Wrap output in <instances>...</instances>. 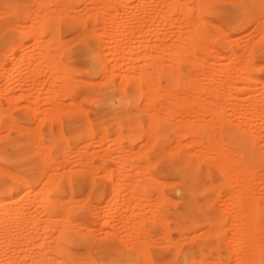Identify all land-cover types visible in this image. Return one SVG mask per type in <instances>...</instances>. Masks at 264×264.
Segmentation results:
<instances>
[{"label":"rangeland","instance_id":"obj_1","mask_svg":"<svg viewBox=\"0 0 264 264\" xmlns=\"http://www.w3.org/2000/svg\"><path fill=\"white\" fill-rule=\"evenodd\" d=\"M44 1H46V0H44ZM60 1H64V0H60ZM60 1L47 0L45 2L46 3L45 4V3H42L41 0H35V1L34 0H17L16 3L12 6L0 5V11H1V9L4 10V8H5V13H4V11H2L3 13L0 12V24L5 26V32L4 33H6V37L8 38V41H9L8 44L0 47V89H1L0 90L1 91L0 92V104H1L0 105V126H1V129H0V133H1L0 134V157H1L2 152L5 149H9L14 143L19 141V142H22L25 145V147L28 148V152L30 153V159L34 163V166L38 169L36 178H33V179L31 178L30 181L28 180L29 185L26 187V186H23L22 183L18 182L17 178H16L17 175H20L22 173H20V171L17 168H15L14 165L9 164L2 157L0 158V171H1L0 172V179L2 180L1 182H3L2 184L4 186H6V188H8L7 193L5 192L7 190H4L3 192L0 193V195L6 197L8 200L10 199V197H12L14 201L16 200L19 202L22 195L27 191V190L25 191L24 189H28V188L32 189L31 193L34 195V197H33V195H32L33 199L30 198V196L27 197V198H29L28 199L29 201L27 203H28V206L31 205L29 207V209H31L30 211H33L34 214H36V216H37L36 220L38 221V222L35 221V223H38L37 225H35V223H33L31 226L28 227V229H30L31 231L30 230L27 231L28 230V229H26L27 226L25 225L26 228H24L25 226H22V225H24L22 223L19 224V225L22 224L21 226H19V225L17 226V224H15L16 227H19L20 229L21 228L25 229L24 231H25V233L28 232L29 233V234L27 233L28 235H30V232H32L31 235L33 237H30L26 234L27 238H25V239L28 240V237L30 238L29 242H30L31 246H30V248L28 246L27 250H30V251L32 250L31 252L33 254H31L32 255L31 256L30 255L31 252L27 251L29 255L26 258H24L23 255H22L23 257L17 255L18 257L16 259L12 260V257H11L12 254L11 253L13 251L11 249L15 248L16 243L11 242L12 243V245H11L9 243V240L5 239V238H7L6 236L9 235L8 233H10L14 227H12V225H10L12 227V229H11V227L9 226V228L11 229L10 231H9V229L8 230L6 229L7 231L1 229L2 232L0 231V236L2 234H4V235L6 234V236L3 235V240L5 239L12 247L10 248L9 247L10 245L8 243H7V245H9V246L5 245L6 244V243H4L5 240L0 241L1 243L2 242L4 243V245H3V243H2V245L0 243V245L2 246V253H0V257H1L0 262H2V263H0V264H4V263L11 264V263H7L5 261L7 259H8L7 261L10 260L9 256L11 257L12 262H15V260L17 261V259L19 257L23 258V260L25 259V261L27 259H30L31 257L34 258V256L39 253L37 251H40V249H41V248L39 249L37 247V244H39L43 240V239L41 240V237L46 238V236L49 235V234H47V232H51V233L53 232L52 234L50 233L49 236L53 235L50 238H52V237L57 238L56 242H55V239H53V238H52L53 240L50 239V241H51L50 244L48 241L49 245L55 244L56 247L59 245H60V247H61V245L62 246L65 245L62 248L63 249L62 251H58V253L56 251V253H55L56 255L54 254L55 250H54L53 254H52V252H50L51 254L50 253H48V254L51 257L57 258L56 260H58V261H60V259L62 258L61 260H65L64 262H66V264H73L72 260L74 258L73 257L74 250H75V254H76V252L80 253L81 251L85 252L87 250L86 255L85 254L84 255L85 256L89 255V256L85 257V256L80 255V254L77 255V257H84L83 261H81L82 259L79 260V261L84 262V263H86L85 261H88L86 258L89 259L92 256V259H94L96 261V263L94 260H92L93 262H90V259H89V262L91 264L92 263L93 264L94 263L95 264H118V262H117L118 259L116 258V255L117 254L123 255L125 253L124 256L132 258V260L134 261V264L137 261L138 262L136 264H141L142 263L141 259H143V258L139 257L140 255L137 254V252H139L137 249H141V248H143V246H145L144 248L147 249L148 252L150 253L151 256H149V255H147V256L151 257V262L153 264H163L162 258H164L165 256H168L174 252L179 253V252L184 251L185 249H187L190 246L194 247V246H198V245H200V246L206 245V246H208V248H213V250H210L208 253H206L204 255V257L206 256L205 258H207V259L203 258V260H204L203 264H244V262L242 263V261L247 257V254L245 252V246H244L245 242H243V241H245V240H243L245 238L241 237V235L239 234L240 231L238 232V230L241 229L240 227L242 226V224L244 222V218H246V217H244L243 214H244V211H246L244 209L247 208L246 207L247 205L244 206V203L242 201L243 199L241 198V196L237 197V194H240L238 191H240L241 188H242V190H244V188H246V187L248 188V187H250L249 185H251V187L247 190L248 191L247 198L249 196L250 197L254 196L257 198L256 202L258 203L257 204L258 206L257 205L256 206H257L258 210L255 211V213H254L255 209L252 211H253V214H256V212H257V214H256L257 217L256 216L254 217L255 221L257 222V220H258V223L259 222L262 223V224L259 223V224H261L260 226L257 223V229L264 228V217H263L264 216V150H263L264 149V100H263L264 99V91H263L264 90L263 89L264 88L263 87V85H264L263 84V80H264V65H263V63H264V3H262V2H264V0H218V1L217 0H194V1L193 0H177L181 3L180 4L178 2L181 6H179L178 3H177V5L179 7H177L176 4H175V6H172L170 4L172 6L170 9H168V7H170L169 4H166V3L167 2L172 3L173 2L172 0H168V1L162 0V1H164V3L162 2L163 4L162 3L157 4L158 1H159V3L161 2L160 0H158V1H156V0H142V1L141 0H133L136 4L131 0H68V3H70V4H68V3L67 4L71 5L68 7L75 8V10H77L81 7V9L77 10V11H79V13H77V11L72 10L73 12H75L74 15L77 16L76 19L77 18H79V19L76 20L73 17L75 19V21H73L74 19H72V16L69 17L68 13L66 15V13L64 11H63L64 13H62V10H61V14H64V15H61L62 18L59 16L58 19L60 22L57 21V19H55L56 18L55 17L54 19L57 22L52 23L51 22L52 19H50L51 20L50 21L51 24H50L48 21L49 20L48 16H50L49 15L50 13L47 14V12H49L50 10H54V9H50V8L51 7L54 8V6L56 7V4ZM126 1H130V2L126 3ZM174 1L176 2V0H174ZM39 2L41 4H45V5L39 6L37 4ZM66 2H67V0H66ZM187 3L189 5H187L185 7L182 6V4L186 5ZM140 4L142 6H139ZM261 4H262V6H261ZM58 5H60V4H58ZM61 5L64 6V4H61ZM161 5L163 6V8ZM21 6H24V7H21ZM85 7L89 10H87ZM138 7L141 9H139ZM164 7H167V8H164ZM20 8L22 9V11L20 10ZM65 8H66V6H65ZM155 8H158V9H155ZM45 9L47 11H45ZM55 9H57V8H55ZM182 9H183V12L185 14H182V12H181ZM26 10H27V12H26ZM159 10L160 11L162 10V12H160ZM163 10L164 11L168 10L167 12H168V15H170V17L167 15V12L165 13V12H163ZM179 10H180V12H179ZM241 10H242V13H241ZM43 11H45V12H43ZM69 11L72 12L71 10H69ZM28 12L29 13L31 12V13L29 14ZM36 12L38 13V16L40 15L39 18L37 16ZM50 12H52V11H50ZM70 12H69V15H70ZM44 13L47 14V15H45L46 17L43 16ZM151 13H152V15H151ZM154 13H155V15H154ZM158 13H159V15H158ZM79 14H81V17H79L80 16ZM156 14H157V16H156ZM244 14H246V16H244ZM153 15L156 17H154ZM160 16H162V18ZM85 17H87V18H85ZM158 17L161 18L163 21L161 19H159ZM40 18H42V20H41V22H38V19L40 20ZM44 18H45V20H43ZM80 18H82V20L83 19L84 20L82 21V20H80ZM108 18L110 20H108ZM187 18L192 20V21H189V23H191L190 25L188 23ZM186 19H187V21H186ZM199 19H201V20H199ZM11 20H12V22H14L13 25H17V26H14V27H12V25L8 26L7 23L8 24L11 23ZM113 20H114V22H113ZM156 20L159 21V23ZM164 20H165V22H164ZM193 20H194L195 25L193 24V26H192ZM234 21H235V23H234ZM37 22L40 24H38ZM108 22L111 23L112 25L110 24L111 25L110 26ZM236 22H237V24H236ZM36 23H37V25H36ZM155 23H157V25ZM32 24H33V26H32ZM54 24H56V26ZM34 25H35V27L36 26L37 27L35 28ZM106 25H108V26H106ZM6 26H7V28H6ZM22 26H23V28L21 29ZM50 26H52V28L54 30H55V28H56V30L58 29L57 34H55L56 30L54 31L55 32V33H53V35L55 34L54 36H56V35L59 36L58 39H60V37L62 39L66 38L67 42L70 40L71 36L74 39V37H73L74 33H78L77 31H80V32L83 31L84 32V31H86L84 29H86L87 27H88L87 29H89V32H91V30L94 31L95 29H97V33L96 34L93 33L94 35H91L92 33L90 35H85L87 33L89 34V32H87L88 31L87 30L86 33L84 34L85 36L83 35V32L81 33L83 35V37H81V35H79L78 38H81L79 40L76 37L77 34H75L74 36L76 37V39L70 40L72 42H70V43L68 42L69 45L64 44V45H66V46H64L65 49L62 48V46H61L62 49L59 48V50H60V55H59V53H58L59 51L56 48H58L61 44L65 43L66 41L64 39H63V41L60 39L59 40L60 42L58 45V44H55V42L58 41L56 39L57 37L55 38L57 41L56 40H55V42L53 41L54 43L51 40H49V38H47V37H50L48 34L50 32V35H51L52 34L51 30H53V29H50L51 28ZM93 26L96 27L94 30H93V28H94ZM105 26H106V28H105ZM90 27H91V29H90ZM81 28H84V29L81 30ZM231 28H232V30H231ZM38 29H40L41 35H39L38 32H40V31ZM193 29H194V31H193ZM106 30L109 33L105 34L107 32ZM29 31H31V32L32 31H38V32H36V33H38V35L37 36L33 35L35 32L31 33ZM94 32H96V31H94ZM223 33L226 36L229 35L228 36L229 39L228 38L224 39L223 37H225V35ZM187 34H189V35H187ZM53 35H52V38L51 37L50 38L54 40ZM181 35L184 36V38ZM111 36H112V39H111ZM178 36H181L182 38L179 37V40H177L176 38H178ZM190 36H191V38H190ZM37 37L38 38L40 37V38L38 39ZM231 37L236 39V41ZM86 39L87 40H90V39L96 40V41H99L100 43H102V42L104 43V40H105L104 44H106V48H105V45L103 43L100 45L102 47L101 48L102 50L105 49L104 50L105 52H107V51L110 52V53L107 52L108 54L107 53L105 54V52L103 53L104 56L106 55L105 56L106 58L103 56L104 68L106 70L105 69H104V71L101 70L97 74H93V73L89 74L90 71H89V66H87L88 64L82 62L81 59L79 58V54L77 53V50L80 47V44ZM231 39H232V41H231ZM107 40L110 41V43ZM112 40L113 41L115 40L116 42L115 41L113 42ZM16 41H18V42L16 43ZM48 41L52 42L54 44V46H52L53 45L52 44L51 47L44 46V48L48 47V48H46L47 51H49L48 54H47L46 49L43 48V50H42L41 49L42 47L40 49L35 47L38 45V44L37 45L35 44L37 42L40 43L39 46L40 45L41 46L46 45L47 43L50 46V43ZM61 41H62V43H61ZM178 41H180L181 43ZM43 42L46 44H43ZM189 42H190V45H189ZM22 43L24 44V46ZM71 43H72V45H71ZM152 43H155L153 45L154 47L148 46V45H151ZM156 43H158V44H156ZM186 43L189 45L190 50L188 49V45ZM247 43H248V45H247ZM160 44L166 45V46H163L161 48ZM175 44H177V46ZM249 44H250V47H249ZM252 45H254V46H252ZM182 46L183 47L185 46L184 49H182L183 48ZM204 46H207L206 48L210 49L209 53H207L208 49L204 48ZM227 46L231 47L232 51L236 52V53L234 55L231 54L233 52L229 51L231 48L228 50ZM156 47H160V48L158 49ZM177 47H180V48H177ZM242 47H246L248 49H251L252 51L250 50L251 51L250 54L252 53V55H250V54L248 55L249 50H247L246 48L242 49ZM253 47H255V48L253 49ZM55 49H56V51H58V52H56L58 54V56H57L58 58L55 57L56 56L55 52H54L55 54H52V55L50 54V52L52 50L55 51ZM154 49L156 51H154ZM203 49H205V50H203ZM44 50L46 51V54H45ZM181 50H182V52L184 50H187L186 52H183V54H185L184 57L182 55ZM191 50H193V51H191ZM239 50H243L244 52H242V51L241 52L243 54L244 53H246V54L243 55L240 52V56H239V54H237ZM3 51L5 54L4 53L2 54ZM212 51H213V53H212ZM171 52H173V55H171L172 54ZM191 52L196 53V55L192 54ZM155 53H156V55H159V56L161 55L160 56L161 58L160 57L155 58V56L153 57L152 55H154ZM187 53L189 56H187ZM49 54H50V56H48L49 60H50V58L52 60V57L53 58L55 57L54 59H56L54 62L51 61L50 64L48 63L49 60L47 62L44 61V60H46L44 57L47 58V55H49ZM220 54H221V56H220ZM109 55L112 57L109 58L108 57ZM170 55L172 57H170ZM218 55L220 57H218ZM232 55L234 56V58ZM235 55L237 58L235 57ZM132 56H135V58ZM136 56H138V57H136ZM185 56H187V57H185ZM228 56H230V58ZM246 56H249V59L251 58V56H252V58L248 61V57H246ZM38 57H39V60H38ZM107 58L109 61H107ZM174 58H175V60H174ZM198 58H200L201 60H199ZM218 58H220V59H218ZM235 58L237 59L236 61H235ZM70 59L72 62L70 61ZM161 59L163 60V62ZM204 59H206L207 61ZM115 60L118 62L116 63ZM152 60H153V62H152ZM159 60L161 62H158ZM187 60H189V65H188ZM216 60H219L218 61L219 64ZM228 60H229V62H228ZM231 60L236 62V64H240V67L238 68L239 65H237V66L235 64L232 65L233 61L231 63ZM238 60L243 65L240 62H238ZM122 61L123 62L125 61V62L123 63ZM132 61H133V63H132ZM111 62L114 64L116 63L117 65L116 64L113 65ZM151 62L154 64H152ZM214 62H216L217 64ZM52 63H54V66L58 67L59 72H52L53 69L55 68L54 66H52ZM118 63H120L121 65L120 64L118 65ZM244 64H246L247 67L244 66ZM254 64L255 65L261 64L263 66L260 65V67H259V66H255ZM50 65L54 68L51 69L52 67H50ZM109 66H110V68H109ZM113 66L114 67L117 66V67L113 68ZM243 66L246 67V69H248V72L250 73V75L253 76V78L256 77L255 80L252 77H250V80L253 79L254 81H256V82H254L252 80L253 82L252 81L250 82L251 88L249 86H247L250 84V83H248L249 78L246 77V78H248V80L246 78L242 79L243 73H241V70H243L242 69ZM85 67H86V69H85ZM107 67H108V69H107ZM137 67H138V69H137ZM153 67L156 68L155 71H157L158 74L157 73L153 74V70H154ZM207 67L211 70H209ZM221 67L222 68L224 67V68L222 69ZM127 68H128V70H127ZM196 68L200 69V70H196ZM217 68H219L220 70H223V72L225 70L226 74L223 73L222 71H220L219 69H218L219 72L217 73V71H218ZM234 68L235 69L238 68V69L235 70ZM240 68H241V70H240ZM179 69H180V71L182 70L181 72H184L185 75H183V73H180L178 71ZM215 69L217 71H214ZM85 70H87V71H85ZM113 70H114V73H113ZM105 71H107V75H106ZM126 71H127V73H126ZM145 71H147V72H145ZM148 71H150L149 73H151V71H152L153 75L150 74L151 77L146 76L148 74ZM195 71H197V74H195ZM201 71L203 73L204 72L209 73V74L206 73L209 79L206 78L207 77L206 74H204L206 77L204 75H202L203 73ZM227 71H229V73ZM244 71H246V72H244ZM244 71L243 72L247 74V70H244ZM102 72L105 73V77L101 76L103 74ZM176 72H178V73L176 74ZM185 72L188 73L189 75H187ZM213 72H214V74H213ZM215 72L217 73L216 74L217 76H215ZM221 72H222V74H221ZM54 73H56V74H54ZM119 73H121V74L124 73L125 75L123 74L121 76V74L119 75ZM136 73H137V75H136ZM143 73H144V75H143ZM191 73H192V75H191ZM249 73H248V76H249ZM108 74H110L109 75L110 78L107 77ZM198 74H199V76H198ZM218 74L220 76H218ZM227 74H230V75H227ZM240 74H241V76H240ZM132 75L134 76V78L131 77ZM200 75L202 76V78L204 77L205 79L204 78L202 79ZM209 75L211 77L213 75L214 77L210 78ZM123 76L125 78H123ZM127 76H128V80H127ZM157 76H158V78H157ZM181 76H182V79L180 78ZM188 76L189 77L191 76L190 78H192V79L195 78L197 80L199 78H201L202 80L199 79L197 81L199 85H200V83H199L200 80L207 87H209V86L213 87V85H214V87L212 89L209 88V90L207 92V95L209 93V95H211V96H209L208 98L204 97V98H206V99H204L203 96H201L202 95V93H201V94H199L200 97L199 96L197 97L196 96L197 94H195V93L199 92L198 87H197L198 92L197 91H191L190 92V88H191V90L195 89L193 87L196 85V83L194 82L195 84L193 86L191 83V82H193V80L188 79ZM197 76L199 78H197ZM227 76H228V78H227ZM232 76L234 77V81L236 80V82L239 81V83H241L240 84L241 86L238 85L239 83H236L231 79ZM236 76L239 80L237 78H235ZM244 76H246V75H243V77ZM83 77H84V80H83L84 83L81 82ZM176 77H177V79H176ZM85 78H87L86 80L94 79V82L93 81L91 82V80L90 81L88 80L89 83L86 85L87 81H85ZM213 78H215V81H211ZM108 79H109V81H108ZM122 79L125 81L127 80L126 83L123 81L125 84H123ZM229 79H231V80H229ZM244 79H246V81L243 82ZM190 80H191V82H190ZM260 80H262V81H260ZM79 81H80V83H79ZM99 81L100 82L102 81V83H100ZM187 81H189V82L186 86L185 83ZM229 81H233V83H235L234 87L239 86L238 90L236 88L235 89L233 88V90H231L232 94L230 91H228L230 86L229 87L226 86L228 88H226L225 90H227V93L229 92L231 95L235 94L234 92L237 90L238 93L236 92L237 95L235 94V96H236V98L239 96L238 100L241 99V101H238L237 99H234L235 102H233V100L229 101L230 95L227 96L226 91H224V89H223V88H225L224 86L226 84L227 85L229 84L233 87L234 84L232 82H229ZM17 82H19V83H17ZM53 82H55V83H53ZM120 82H122L121 85H120ZM213 82H215V84ZM226 82H228V83H226ZM246 82L248 83L247 85H246ZM261 82H262V85H260ZM189 83L193 87H189ZM221 83H222V86H221ZM11 84L13 87L11 86ZM109 85H111L112 87L115 88L116 92L119 94L118 96L124 95V97H130L131 95L134 94L133 100L136 103V114H137L136 118L133 119V118H129V117H122V116L115 115V114L103 115L100 113L99 108H98L99 107L98 102H99V99L101 98V94H102L103 90ZM119 85H120V87H119ZM242 85H243V88H242ZM163 86H164V89L162 88ZM166 86H167L168 91H169V89L172 90L170 93H173V92L175 94L177 93L178 96H179L180 90L182 88L181 93H183V90H184L185 94L189 92L192 95V96L189 95V97H191L190 98L191 100H189L188 98L186 99L187 101L184 100V98H185V97L183 98L184 94L183 95L181 94L182 95V97H181L182 100H180L181 103H179L180 102L179 99L177 100L178 102H176V100H174L175 101L174 102L173 101V99L175 98L174 95H173V98H171L169 96L170 94L165 92ZM169 86H170V88H169ZM200 86H201V88H203V90L200 89V91L203 92V94H204L205 90L208 88L205 87L206 89L204 90V87H203L204 85H200ZM215 86H216V89L220 92V94L217 90H215ZM244 86L249 87L248 91L251 89V92H253V94H254L255 90H256V92H255L256 94L258 93L257 91H259V90L263 91L262 95L259 94V96H257L259 98H261V97L262 98L259 100L257 99L258 103L255 101L257 103L255 106H258L259 108L256 109V107L253 106L255 108V110H257V111L253 110L256 114L253 113V111H252V108H253L252 105L255 104L254 100H256V99L253 100L254 104L252 103V101L247 99V96H249V94L247 93L248 91H246V89H244L247 87H244ZM254 86H256V87H254ZM232 87H231V89H232ZM240 87H241L243 93L241 92ZM218 88L220 90L223 89V94H225V95L222 96L221 95L222 92ZM137 89H139V90H137ZM177 89L178 90L180 89V90L178 91ZM210 89L212 90V92L214 91V94H212ZM2 90L3 91L5 90V91L3 92ZM71 90L74 92L72 93ZM90 90H92V91L90 92ZM239 90H240V92H239ZM252 90H254V91H252ZM262 91H261V93H262ZM128 92L130 95L127 94ZM217 92H218V94H217ZM259 93H260V91H259ZM84 94H89V97H90V95H92V96L97 95V96H94V97L91 96L92 98L90 97V99H89L87 97L88 95L86 96ZM246 94H248V95H246ZM250 94H252V93H250ZM11 95H13V96H11ZM207 95H205V96H207ZM213 95L216 97V101L215 100L212 101L213 98L215 99V97ZM219 95H221V97H219ZM244 95H246V99L248 100V101L244 100L246 102H244L242 100ZM194 96H196V98ZM212 96H213V98H212ZM224 96H226V97L222 98ZM233 96H230V98ZM167 97H169V98H167ZM201 97L203 98L202 101L208 99V101L205 102V105H206L205 107L200 105L202 103L201 99H200ZM210 97L212 98V100ZM217 100L218 101L220 100L221 102L218 103ZM236 100H237L238 106H237V104H235L234 105L236 107V109H235L233 105L231 106V104L236 103ZM12 101H13V103H12ZM163 101L164 102L166 101V103H164ZM188 101L190 103L192 101L193 104L192 103L190 104ZM249 101L252 103V105L251 104L246 105V103L247 102L249 103ZM161 102H163L164 104ZM182 102H184V103H182ZM187 102L189 103L188 107H189V105H191L190 106L191 108L189 107V109H190L189 114H187L188 108L186 109L184 107V104H187ZM196 102L199 103V107H198V104ZM208 102H209V107L211 105V108H212V106L215 104L213 106L215 110H217V109L220 110V108L221 109L224 108L220 111V112H222L223 110L225 111V108H226L227 114H228V112H229V114L230 113H232V114L231 115H229V114L225 115V117L227 119L223 118L222 122L220 124H218L215 122V121H217V120H215V118H216L215 115H217V114H214V116H212V114L215 113V112H212V114H211L212 117L209 116L210 119H213V123H212V121L208 118V114H206L207 110L205 109V108L208 109ZM211 102H212V104H211ZM228 102L229 103L233 102V103L228 105ZM226 103H227V105H226ZM222 104H224V105H222ZM240 104H241V106H240ZM259 104L260 105L263 104L262 105L263 107L262 106L260 107ZM167 105H168V107H167ZM169 105H171V106H169ZM1 106L2 107L4 106V109H5V107L7 108V109H5L6 113H4L5 110ZM194 106L196 107V109H197V107L201 108L200 111L202 114L206 110L204 112L205 115L203 114L205 117H203V115L200 114V112H198V109L196 110L194 108ZM247 106L251 107V108L249 107V112L247 110ZM53 107H55V109ZM170 107H171V110L168 109L170 111L169 112L166 109L170 108ZM240 107H241V109H240ZM47 108L49 110L51 108H53L55 111L53 109H51L52 111L46 112V114H49L50 116L46 115L45 110L47 111L48 110ZM184 108L187 111H185ZM202 108L205 110L202 111L203 110ZM8 109L11 111H8ZM159 109L161 112L159 111ZM163 109H165V110H163ZM209 109L207 112L210 115L211 112L209 111ZM259 109H261V110H259ZM181 110H183V111H181ZM192 110H194V111L192 112ZM211 110H213V108ZM237 110L240 112H243V113L240 114V113H238ZM243 110H247L248 113H246V111H243ZM172 111H174V112H172ZM260 111H263V113ZM53 112H55V113H53ZM183 112H184V114H183ZM163 113H165V114H163ZM173 113H174V115H173ZM191 113H192V115H191ZM8 114H9V116H8ZM52 114H54V115H52ZM218 114H220V113H218ZM224 114H222L223 117H224ZM243 114H244V118H243ZM251 114L254 115L252 119H251V117H252ZM171 115H172V117H171ZM234 115L236 118L234 117ZM238 115H239V119H238ZM44 116H46V118ZM48 116L51 118H49ZM156 116H158V117H156ZM180 116H182V117H180ZM190 116H192V117H190ZM248 116H250V117H248ZM256 116H257V118H256ZM8 117H9V119H7ZM148 117H150L151 119ZM155 117L157 120H155ZM184 117H186V118H184ZM213 117H215V118H213ZM170 118L172 120H169ZM201 118H202V120H205V121L200 120ZM228 118H229V121H228ZM189 119H190V121H189ZM5 120L6 121L7 120L12 121V122H10L11 125L7 124ZM48 120H50V122ZM187 120L189 121V124H188ZM230 120H231V122H230ZM151 121L156 122V124L153 122L154 125H156L155 126L156 129L153 128L154 130L159 131L158 133H160V130H162V133L159 135V137H158V133L156 136V139L158 137V139L160 138L162 141L160 139L159 140L155 139V140L151 141V138L153 139V137H150L151 135L149 136L150 138L147 137V135H149L150 132L145 131L144 129H147L149 124H151V125H149V127L150 126L153 127L152 123L148 124V122H151ZM175 121H177V124H173V123H176ZM223 121L224 122L226 121V122L224 123ZM249 121H253V122H249ZM84 122H86V123H84ZM171 122H173V123H171ZM180 122H182V123L180 124ZM192 122H194V123H192ZM206 122L208 124L212 123L216 127H214L213 125H212L213 126L212 127V126H210L211 125L210 124L209 125L210 129H209ZM246 122H248V123H246ZM254 122H256V123H254ZM12 123H13V125H12ZM183 123L185 124V126L183 125ZM199 123L206 124L205 127H204V125H201V126L203 128H207V129L201 128V126L198 125ZM222 123H224L225 125L227 124L226 127H228V129H232L236 132H239L245 138L249 139L252 142V144L254 145V148L259 153L261 160L251 161L250 158L247 159V154H244L243 151H242L243 153H240L241 152L240 148L234 144L232 145V142H230L228 139H226L227 137L225 138V136L222 135V134H225V131H226L225 130L226 127H224V124L222 125ZM249 123H251V124L248 125ZM253 123L255 124L254 126H257V127L254 128V126L252 125ZM17 124L18 125L21 124L20 125L21 128L22 127H24V128L21 129L20 126L17 127ZM193 124L195 125V127L194 126L192 127ZM237 124H239L240 126L242 125V127H239V125L237 126ZM2 125H5V126H2ZM188 125L191 127L189 129V132H191L190 131L191 129L193 130L192 132H194V130H195V133L191 132L192 135L188 132L189 136L185 135L187 133V131H186V133H184V132H182L183 130L180 131L178 129V128L184 129V127L189 128ZM251 125L254 128V130H253L254 132H252L253 135L250 134L251 133L250 132ZM246 126H248V128H246ZM6 127L9 129L5 131L4 129H6ZM17 128H19V129H17ZM200 128L203 130L202 132L199 131ZM243 128H244V130H247V132L243 131ZM20 129L22 131H20ZM23 129L26 131H24ZM218 129H219V132H218ZM236 129H238V131ZM141 130H142V132H140ZM222 130H223V133H222ZM248 131H249V133H248ZM146 132L147 133L149 132V133L146 135ZM151 132H152V129H151ZM179 132H182L183 134L179 133ZM5 133H6V135H4ZM153 133L156 134L154 131H153ZM196 133H198V135ZM200 133H202V134L206 133L205 134L206 137H208L207 136L208 133H209V135H212L213 137H217V138H219L221 136L219 139H221V140L224 139L222 141L223 144L217 138H216L217 140L214 138L217 142H220V144L217 143L218 146L215 143L216 144L215 146L217 148L222 147L221 149L226 154L221 152V155L224 154L223 156H221V155H219L220 150L217 151L218 149L217 150L212 149V148L216 149V147H214L212 145V144H214L212 141L213 139H210L212 136L208 137V139H207L204 135L202 136V134H201V136H199ZM216 133H217V135H216ZM117 135L119 137L121 136V138H118ZM255 135H256V137H255ZM122 136L124 137L123 139H122ZM152 136H153V134H152ZM183 136H184V138H182ZM197 136L201 137L202 139L197 138ZM222 136H224V137H222ZM10 137L11 138L14 137L15 139L12 141V139ZM185 137H186V139H185ZM204 137L206 140H203ZM32 138H34L35 141ZM179 138H182V140ZM16 139H17V141H15ZM31 139H32V141H31ZM137 139H138V141H137ZM36 140H38L37 143H35ZM193 140L195 143L193 142ZM199 140H201L202 143H200ZM208 140L211 143L208 144ZM157 141H158V143H157ZM190 141H192L193 143ZM188 142L190 143V145ZM176 143H179L178 146L176 145ZM183 143H188L187 144L188 146L186 144H185L186 146L183 145ZM158 144H159V146H158ZM204 145H205V147H204ZM211 145L213 147H211ZM209 146L211 147V149L213 151L210 149ZM41 147H42V149H41ZM162 147H165V150L167 152H169L168 153L169 158L167 157V155H166L167 152L164 151V148H163V151L165 152V155H164V153H161L162 150H160V148L162 149ZM32 148H34L37 153ZM121 149L123 152L121 151ZM172 149H174V150L177 149V150L174 152V150H172ZM201 149L202 150L204 149V152L201 151ZM170 150L173 152L170 153ZM206 150H207V152H206ZM236 150H239V151H236ZM199 151H201V153ZM231 151H232V153H231ZM233 151H235L234 154H233ZM39 152H41V153H39ZM121 152L123 154H121ZM186 152H189L192 154H187ZM217 152H219V153L217 154ZM198 153L200 155H198ZM206 153H207V156H206ZM162 154L165 156L164 159L162 158V156H163ZM172 154L174 156H172ZM201 154H202V156H201ZM50 156H52V157L50 158ZM181 156L182 157L184 156L183 159H185L188 162H192V164L195 165V169L192 170V176H196V174H199V175L203 174L201 172H205V173H209V174L214 173V172H217V173L219 172V174L222 173L220 175L218 174V176L223 177V178L219 177V179H221V181L219 180L220 182L219 181L214 182L212 180L209 181V179L207 177V181L205 180V186H203L202 192H201L203 197L205 196L208 198V201L210 203V207H212V209H214V212L216 214V219H214V221H212L211 223H209V222L204 223L203 221H201L199 219H196V218H193V217H190V216H187V215H184L181 213L184 211V203H183V199H182V193L179 190V188L183 184V179L179 175H174V174L163 172V168L167 164H169L172 161H175L176 158H177V160H178V158L182 159ZM208 156L209 157L211 156V157L209 158ZM215 156H217V158H215ZM232 156H234V158ZM46 157H49L46 159V160H49V162L44 160ZM236 157H239L238 160H240V161H237ZM53 159H55L56 161ZM52 160H53V162H52ZM126 160H128V161H126ZM57 161L59 163L60 162L61 163L59 164ZM56 162H57V164H56ZM238 162L240 164L236 168L235 165L238 164ZM48 163L49 164H51V163L56 164L55 166L59 165L60 166L58 168L59 170L57 169L58 170L57 171L54 165L51 166ZM66 163H68V164L66 165ZM91 163H93V168H91L92 167ZM132 163L135 165L132 166L133 165ZM203 163L205 164V167H203V165H204ZM212 163L214 164V166ZM46 164H47V166H46ZM86 164H87V166H86ZM140 164H143L142 167H144V166L146 167L147 164H149V166H151V167H149L147 165L148 167L146 169H144L145 167L143 168L145 170L144 171V170H142V167L137 168V165L140 166ZM88 165H90V167ZM217 165L218 166L220 165V166L218 167ZM53 166H54V168H53ZM224 166L227 168L226 169L227 171H224V172H221L220 170L215 171L218 168L220 169V167H222L224 170ZM47 167H49V168H47ZM50 167H51V171H52V169L56 170V173L60 172L59 174H61V173H63V171H65L62 175H59V177H60L59 180H58V174L56 175L58 182H57V184L55 183L57 181L56 177L54 179L56 181L53 182L56 184V186L55 185L52 186L51 183L50 184L48 183L49 178H50L49 175L55 173L53 171L49 172ZM211 167H214V170H211ZM222 168H221V170H222ZM238 168H242V169L248 168L249 171L247 170V172H246L248 175L244 176V175L238 173L237 171L240 170ZM6 169H8L7 171L11 172V174L13 175V176L11 175L12 177L11 176L8 177L9 173L8 172L6 173V171H5ZM69 169H70V171H69ZM66 170H68V171H66ZM243 170L246 171V169H243ZM115 171H118V172H115ZM2 173H4V174H2ZM122 173H125V174H122ZM241 173H243V172H241ZM45 174L48 177H45ZM211 176H212V174H211ZM66 177H67V179H66ZM15 178H16V180H15ZM245 179H247V180H245ZM52 180H53V178H52ZM171 180H173V181H171ZM176 181H178V182H176ZM244 182L245 183L249 182L250 184L248 183V185L246 186L244 184ZM7 185H9L10 187ZM228 185H229V187H228ZM41 186H43V187H41ZM44 186L46 189H44ZM225 186L227 187V189ZM244 186H246V187H244ZM36 187H37V190H36ZM49 188H50V190H47ZM30 189L28 191H31ZM33 189L35 191H37V193L39 191L41 193L37 194ZM9 190H10V192L11 191L12 192L9 193ZM42 190H43V194L48 191L47 194L49 196L45 193V195L47 197L46 196L41 197ZM229 191L234 192V194L236 196L234 198H231L232 196H231V193ZM242 192H244V191H242ZM19 193H21V194H19ZM31 193H30V195H31ZM39 194H41V195H39ZM243 194H246V193H243ZM15 196L16 197L18 196L17 198H19V199H14ZM39 196L41 198H39ZM48 197H50V198H48ZM55 197L57 200L53 199ZM84 197L86 198L85 200H84ZM180 197L182 200L180 199ZM254 197H253V201H254ZM44 198H45V200L43 202L42 199H44ZM49 199H51V200H49ZM58 199L60 201H63V202L60 203ZM78 199H80V202H77ZM81 199H82V203H81ZM179 199H180V201H179ZM244 199H245V197H244ZM36 200H39V201H37L38 203H36ZM55 201L58 202V204L54 203ZM158 202H159V204H158ZM236 202H239L238 203L239 205H237ZM244 202H246V201H244ZM256 202H254V203H256ZM49 203L51 205L54 204V206H51V205L49 206ZM62 203L65 205H63ZM35 204H38V205L40 204V205L38 207ZM141 204H142V206H141ZM59 205L60 206L62 205L63 207H60ZM36 206L38 208H36ZM39 208L42 210L47 209L46 211H43L45 214ZM61 208L64 210V212H63V210L62 211L60 210ZM144 209H146V210H144ZM74 210L76 212H73ZM39 212H40V214H39ZM151 212H152V214H151ZM46 213H47V215H46ZM136 213L139 214L138 215L139 217L137 216ZM42 214H44V215L42 216ZM57 214L59 216H57ZM251 214H252V212H251ZM253 214L251 216H253ZM152 215L154 217H152ZM48 217H49V219H48ZM55 217H58L57 219H59V220H57ZM48 220H51V221H48ZM47 222H49V223L51 222V224H48ZM71 222L72 223L74 222L73 226L70 225V224H72ZM61 223H63V224H61ZM3 224L5 227H7L6 225L8 223H7V221H6V223L4 221L0 225H3ZM10 224H12V223H10ZM60 224L62 225V227ZM74 224H76L75 227L78 225V227H76L77 229L74 227ZM179 224H181L180 227L183 224L184 225L181 228H179ZM187 224H189V225H187ZM209 224H211V226H213V227H216L218 225L215 228V230L218 227L220 229L217 230L218 232H215L212 229L214 231V234H210L211 229H209V235L208 234H207V236L205 235L206 238H205V236L201 237L200 234L204 235V232L200 233V231H202L203 228H205V229L206 228L208 229V227L210 228L211 226ZM46 225H48V226H46ZM49 225H51V227H53V229ZM63 225H64V227H63ZM165 225H167L168 227H165ZM184 226H187L188 228L186 227V228L182 229ZM65 227L67 229H64L62 231L61 229L65 228ZM72 227L79 232L81 231V233H83L84 236L79 235V233L77 231H73V233L77 232L78 235L74 234L75 237H74V235L72 236L73 233L70 234L72 231L71 229H73ZM78 228H79V230H78ZM193 228H194V230H193ZM242 229H243V227H242ZM45 230H47L46 233H45ZM3 231L6 233H3ZM16 231H20V230L15 229L12 231V233H15ZM24 231L22 230L20 232H24ZM60 231H62V232L59 233V236H57L58 232H60ZM213 231H212V233H213ZM257 231H256L257 236H255L257 239L256 238L255 239L257 240L256 241L257 246L259 245L258 250L260 249L259 251L261 253L256 254L257 256H255V257H259L258 260H259L260 264L261 263L264 264V235H262V234L260 235V233H264V230H262V231L260 230V232H257ZM185 232H186V234L183 235L182 233H185ZM197 232H199L200 234L198 233L199 235L198 234L195 235V233H197ZM12 233H10V239H11V237L14 238L16 236L15 235L16 233L15 234H12ZM146 233H148V235H146ZM11 235H13L14 237ZM34 235L35 236L37 235L36 236L38 239L37 241L40 240V242L36 241V239H35L36 237H34ZM68 235L71 237H69ZM189 235L192 236L191 238H187L190 243L188 242V240H186V236L190 237ZM144 236L147 239H148V237H149V239L151 238L152 241H154V239L159 237V238H157L158 242H156V241L152 242V241H150L151 239L148 241ZM152 236L155 238H153ZM194 237H196V238L194 239ZM64 238L68 239V240H61ZM25 239H22L21 241L23 242ZM47 239L48 238H46V240ZM206 239H208V241ZM143 240H144V242H143ZM11 241L16 242L17 240L14 239ZM140 241L143 245H141ZM167 241H168V243H167ZM261 241H263V242H261ZM32 242H33V245H32ZM14 244H15V246H14ZM124 244H126V245H124ZM179 244H181V246L180 247L178 246L179 248L178 247L176 248V246ZM1 246H0V248H1ZM4 246H7L12 251L11 252L9 249H6L7 247L5 248L6 250H8V252H10L11 255L8 254L6 251L3 254V250H5V249H3ZM140 246H142V247L140 248ZM16 247L18 248V249L15 248V250L17 251V250L21 249L22 246L20 247V245H19ZM50 247H54V246L51 245ZM60 247H58V248H60ZM110 247H111V249H110ZM65 248L68 249L69 251H71V253L68 250H65ZM49 249L50 248H48V250ZM132 249H136V252ZM50 251H53V250H50ZM63 251H64V253H63ZM87 252H89V254ZM17 253H18V251H17ZM59 253H60V257L57 256V254H59ZM130 253L133 256L130 257ZM13 254H14V256H16L15 252ZM22 254H25V253H22ZM142 254H146V253L144 252ZM142 254H141V256H142ZM29 256H31V257L29 258ZM143 257H146V256H143ZM154 257L156 259H154ZM21 258L19 259L20 260L19 264H20V262H23V264H24L25 262L23 260H21ZM139 258H140V260H139ZM100 259H102L104 261V263ZM34 260H36V259L34 258ZM143 260L146 261L148 264V262H149L148 259L147 260L143 259ZM3 261H5V262H3ZM27 261H29V263L31 262V260H27ZM144 261H143V263H144ZM9 262H11V261H9ZM146 262L144 264H146ZM16 263L17 262H15L14 264H16ZM58 263L60 264L63 262L60 261ZM30 264H32V263H30ZM33 264H37V262H33ZM149 264H150V262H149Z\"/></svg>","mask_w":264,"mask_h":264},{"label":"bare ground","instance_id":"obj_2","mask_svg":"<svg viewBox=\"0 0 264 264\" xmlns=\"http://www.w3.org/2000/svg\"><path fill=\"white\" fill-rule=\"evenodd\" d=\"M16 1H17V0H0V5H4V6H6V5H8V6H12V5H14V4L16 3ZM34 1H35V0H34ZM41 1H42V3H45L47 0H46V1L41 0ZM43 1H44V2H43ZM57 1H60V0H57ZM131 1H133V0H131ZM141 1H142V0H141ZM156 1H158V0H156ZM160 1H161V2L159 3V1H158L157 4H161L162 2L164 3L165 0H164V1L160 0ZM167 1H168V0H167ZM172 1H173L172 3H173L174 5H173L171 2H167V3H166V4H169V6H170V7L167 6L168 9H170L172 6H175V4L177 5V3L179 2V1H177V0H176V2H175L174 0H172ZM193 1H194V0H193ZM217 1H218V0H217ZM62 2H63V3H62ZM127 2H130V1H126V3H127ZM133 2H134V1H133ZM67 3H68V0H67V2H66V0H64V1H60V2H58V3L56 4V7L54 6V8H52V7L50 8V9H54V10H50V11H52V12H50V11L47 12V14L50 13V14H49L50 16H48V19H49L48 21H49L50 24H51V22L54 23V22L59 21V19H58L59 16L61 17V15H64V14H61V10H62V13L65 12L66 15H67V13H68V16H69V17L72 16V19H74V18L76 19L77 16L74 15L75 12H73L72 10L77 11V10L81 9V7H80L79 9L75 10V8L68 7V6H71V5H68V4H70V3H68V4H67ZM134 3H135V2H134ZM163 3H162V4H163ZM179 3H180V2H179ZM179 3H178V5L181 6V5H180L181 3H180V4H179ZM202 3H203V2H202ZM262 3H264V2H262ZM34 4H35V3H34ZM37 4H38L39 6H41V5L43 6V5H45L46 3H45V4H41V3L39 2V3H37ZM58 4H60V5H58ZM61 4H64V6L61 5ZM86 4H87V3H86ZM128 4H129V3H128ZM135 4H136V3H135ZM170 4H171L172 6H171ZM196 4H197V3H196ZM254 4H255V3H254ZM57 5H58V6H57ZM178 5H177V7H179ZM187 5H189V4H188V3H187L186 5H185V4H184V5L182 4L183 7H185V6H187ZM60 6H61V7H60ZM65 6H66V8H65ZM139 6H142V5L140 4ZM143 6H144V5H143ZM145 6H146V5H145ZM153 6H154V5H153ZM161 6H162V5H161ZM261 6H262V4H261ZM21 7H24V6H21ZM58 7H59V8H58ZM83 7H84V6H83ZM154 7H155V6H154ZM167 7H164V8H167ZM55 8H57V9H55ZM62 8H63L64 10H63ZM77 8H78V7H77ZM85 8H86V7H85ZM138 8H139V7H138ZM162 8H163V6H162ZM18 9H19V8H18ZM43 9H44V8H43ZM86 9H87V8H86ZM139 9H141V8H139ZM155 9H158V8H155ZM20 10L22 11L21 8H20ZM65 10H66V11H65ZM69 10H71L72 12H70ZM87 10H89V9H87ZM153 10H154V9H153ZM184 10H185V9H184ZM2 11H4V13H5V8H4V10L1 9L0 12H2ZM13 11H14V10H13ZM38 11H39V10H38ZM38 11H37V12H38ZM41 11H42V10H41ZM45 11H47V10L45 9ZM45 11H43V12H45ZM63 11H64V12H63ZM159 11H160V10H159ZM167 11H168V10H167ZM167 11H164V10H163V12H165V13H166ZM201 11H202V10H201ZM24 12H25V11H24ZM26 12H27V10H26ZM37 12H36V14H37V16H38V13H37ZM69 12H70V15H69ZM155 12H156V11H155ZM160 12H162V10H161ZM160 12H159V13H160ZM179 12H180V10H179ZM181 12H182V14H185V13L183 12V9L181 10ZM247 12H248V11H247ZM2 13H3V12H2ZM12 13H13V12H12ZM28 13H29V12H28ZM30 13H31V12H30ZM30 13H29V14H30ZM77 13H79V11H77ZM159 13H158V15H159ZM241 13H242V10H241ZM29 14H28V15H29ZM47 14L44 13L43 16L46 17L45 15H47ZM71 14H72V15H71ZM162 14H163V13H162ZM1 15H2V14H1ZM41 15H42V14H41ZM77 15H78V14H77ZM79 15H80L79 17H81V14H79ZM151 15H152V13H151ZM154 15H155V13H154ZM154 15H153V16H154ZM167 15H168V12H167ZM39 16H40V15H39ZM39 16H38V18H39ZM52 16H53V17H52ZM156 16H157V14H156ZM156 16H154V17H156ZM163 16H164V15H163ZM168 16L170 17V15H168ZM171 16H172V15H171ZM199 16H200V15H199ZM244 16H246V14H244ZM41 17H42V16H41ZM55 17H56V18H55ZM73 17H74V18H73ZM154 17H153V18H154ZM160 17L162 18V16H160ZM240 17H241V16H240ZM54 18L57 19V21H55ZM61 18H62V17H61ZM61 18H60V19H61ZM66 18H67V17H66ZM85 18H87V17H85ZM158 18H159V17H158ZM161 18H159V19H161ZM167 18H168V17H167ZM185 18H186V17H185ZM50 19H52V21H51ZM72 19H71V20H72ZM75 19H74L73 21H75ZM77 19H79V18H77ZM77 19H76V20H77ZM150 19H151V18H150ZM187 19H188V18H187ZM187 19H186V21H187ZM205 19H206V18H205ZM240 19H241V18H240ZM41 20H42V18H40V20L38 19V22H41ZM43 20H45V18H44ZM80 20H82V18H80ZM83 20H84V19H83ZM83 20H82V21H83ZM108 20H110V19L108 18ZM151 20H152V19H151ZM161 20H162V19H161ZM166 20H167V19H166ZM171 20H172V19H171ZM197 20H198V19H197ZM199 20H201V19H199ZM50 21H51V22H50ZM78 21H79V20H78ZM153 21H154V20H153ZM156 21H157V20H156ZM162 21H163V20H162ZM189 21H192V20H191V19H188V23H189ZM38 22H37V23H38ZM59 22H60V21H59ZM59 22H58V23H59ZM80 22H81V21H80ZM103 22H104V21H103ZM109 22H110V21H109ZM109 22H108V23H109ZM113 22H114V20H113ZM113 22H112V23H113ZM157 22L159 23V21H157ZM164 22H165V20H164ZM11 23H12V24H11ZM11 23H9V24L7 23V25H8V26L12 25V27L17 26V25H13L14 22H12V20H11ZM37 23H36V25H37ZM82 23H83V22H82ZM105 23H106V22H105ZM180 23H181V22H180ZM207 23H208V22H207ZM234 23H235V21H234ZM15 24H16V23H15ZM18 24H19V23H18ZM38 24H40V23H38ZM56 24H57V23H56ZM56 24H54V25L56 26ZM110 24H111V23H109V25H110ZM155 24L157 25V23H155ZM169 24H170V23H169ZM190 24H191V23H189V25H190ZM193 24H194V20H193V22H192V26H193ZM236 24H237V22H236ZM103 25H104V24H103ZM111 25H112V24H111ZM111 25H110V26H111ZM156 25H155V26H156ZM194 25H195V24H194ZM200 25H201V24H200ZM204 25H205V24H204ZM18 26H19V25H18ZM32 26H33V24H32ZM52 26H53V25H52ZM52 26H50V27H51L50 29H53ZM106 26H108V25H106ZM106 26H105V28H106ZM152 26H153V25H152ZM183 26H184V25H183ZM19 27H20V26H19ZM24 27H25V26H24ZM34 27H35V25H34ZM36 27H37V26H36ZM36 27H35V28H36ZM39 27H40V26H39ZM63 27H64V26H63ZM63 27H62V28H63ZM93 27H94V26H93ZM194 27H195V26H194ZM234 27H235V26H234ZM6 28H7V26H6ZM22 28H23V26L21 27V29H22ZM30 28H31V27H30ZM54 28H55V27H54ZM87 28H88V27H87ZM87 28H86V29L81 28V30L84 29V30H86V31L88 30L87 32H89V29H87ZM95 28H96V27H94L93 30H94ZM217 28H218V27H217ZM232 28H233V27H232ZM232 28H231V30H232ZM25 29H26V28H25ZM32 29H33V28H32ZM90 29H91V27H90ZM220 29H221V28H220ZM222 29H223V28H222ZM28 30H29V29H28ZM38 30L40 31V29H38ZM55 30H56V28H55ZM55 30H54V29L51 30V33H52L51 35H50V32H49L48 35H49L51 38H52L53 33H55V32H56L55 34L58 33V31H57L58 29H57L56 31H55ZM231 30H230V31H231ZM23 31H24V30H23ZM54 31H55V32H54ZM86 31H84V32H83V31H81V32H80V31H77L78 33H74V34H73L74 39H73L72 36H71V37H70V40H75L76 37H77L78 40L81 39V38H78L79 35H81V37H83V35L86 33ZM94 31H96V32H94ZM94 31L91 30V32H89V34L87 33V34H85V35H90L91 33H92L91 35H94L93 33L96 34V33H97V29H95ZM106 31H107V30H106ZM193 31H194V29H193ZM220 31H221V30H220ZM4 32H5V26H3L2 24H0V47H2V46H4V45H6V44L9 43L8 38L6 37V33H4ZM29 32H31V31H29ZM33 32H35L33 35H36V36H37L38 33H39V35H41V34H40L41 31H40V32H38V31H32L31 33H33ZM36 32H38V33H36ZM79 32H80V33H79ZM82 32H83V35L81 34ZM158 32H159V31H158ZM189 32H190V31H189ZM27 33H28V32H27ZM98 33H99V32H98ZM107 33H109V32L107 31L105 34H107ZM221 33H222V32H221ZM55 34H54V35H55ZM75 34H77L76 37L74 36ZM189 34H190V33H189ZM189 34H187V35H189ZM223 34H224V33H223ZM223 34H222V35H223ZM54 35H53L54 40L51 39L50 37H47V38H49V40H51L52 42H53V41L55 42V40L57 39L58 41L56 40L57 42H55V44H58V45H59V42H60L59 40L61 39V40L63 41L64 38L62 39V38L60 37V39H58L59 36H57V35L54 36ZM85 35H84V36H85ZM109 35H110V34H109ZM190 35H191V34H190ZM197 35H198V34H197ZM224 35H225V34H224ZM224 35H223V36H224ZM36 36H35V37H36ZM107 36H108V35H107ZM181 36H182V35H181ZM181 36H178V38H176V39L179 40V37H181ZM223 36H222V37H223ZM228 36H229V35H228ZM228 36L225 35V37H223V38H224V39H227ZM33 37H34V36H33ZM56 37H57V38H56ZM182 37L184 38V36H182ZM182 37H181V38H182ZM199 37H200V36H199ZM220 37H221V36H220ZM37 38H38V37H37ZM39 38H40V37H39ZM39 38H38V39H39ZM47 38H46V39H47ZM55 38H56V39H55ZM92 38H93V37H92ZM109 38H110V37H109ZM190 38H191V36H190ZM190 38H189V39H190ZM231 38H233V37H231ZM35 39H36V38H35ZM41 39H42V38H41ZM44 39H45V38H44ZM101 39H102V38H101ZM111 39H112V36H111ZM228 39H229V38H228ZM233 39H234V38H233ZM64 40L66 41V38H65ZM67 40H68V39H67ZM70 40L68 41L69 43L72 42V41H70ZM182 40H183V39H182ZM234 40L236 41V39H234ZM37 41H38V40H37ZM42 41H43V40H42ZM62 41H61V43H62ZM65 41H64V42H65ZM107 41H108V40H107ZM112 41H113V40H112ZM114 41H115V40H114ZM114 41H113V42H114ZM231 41H232V39H231ZM17 42H18V41H16V43H17ZM44 42H45V41H44ZM44 42H43V44H46V43H44ZM48 42H49V41H48ZM52 42H49V43H50V46H49L48 43H47L46 45H43V46L40 45V46H39L40 43L37 42V43H35V44H36V45L38 44V45L35 46V47L38 48V49H40V48L42 47L41 49L43 50L44 46L51 47V45L54 43V42H53V43H52ZM68 42L66 41V42L63 43V44L60 43L61 45H60L58 48H56V49H58L59 52L56 51V49H55V51L52 50L53 52L51 51L50 54L52 55V54H55L56 52H58L59 55H60V50H59V48H60V49L64 48V46H66V45H64V44L69 45ZM75 42H76V41H75ZM81 42H82V41H81ZM108 42L110 43V41H108ZM115 42H116V41H115ZM178 42H180V41H178ZM19 43H20V42H19ZM41 43H42V42H41ZM102 43H103V42H102ZM102 43H100L99 41H96V40H91V39H90V40H87V39H86V40H84V41L80 44V47H79L78 50H77V53L79 54V58L81 59V61L84 62V63H87V64H88L87 66H89V71H90L89 74H91V73H93V74H97V73H99L101 70L104 71V69H105V68H104V58H103V56H104L103 53L105 52V51H104L105 49H104V50L101 49L102 47H101L100 44H102ZM104 43H105V40H104ZM104 43H103V44H104ZM173 43H174V42H173ZM180 43H181V42H180ZM187 43H188V42H187ZM187 43H186V44H187ZM228 43H229V42H228ZM232 43H233V42H232ZM235 43H236V42H235ZM22 44H23V43H22ZM113 44H114V43H113ZM149 44H150V43H149ZM154 44H155V43H152L151 45H148V46H152V47H154V46H153ZM156 44H158V43H156ZM163 44H164V43H163ZM184 44H185V43H184ZM236 44H237V43H236ZM58 45H57V46H58ZM71 45H72V43H71ZM77 45H78V44H77ZM104 45H105V48H106V44H104ZM110 45H111V44H110ZM160 45H161V44H160ZM175 45L177 46V44H175ZM187 45H188V44H187ZM189 45H190V42H189ZM189 45H188V49H189ZM226 45H227V44H226ZM226 45H225V46H226ZM239 45H240V44H239ZM243 45H244V44H243ZM247 45H248V43H247ZM23 46H24V44H23ZM52 46H54V44H53ZM55 46H56V45H55ZM61 46H62V48H61ZM102 46H103V45H102ZM116 46H117V45H116ZM145 46H146V45H145ZM145 46H144V47H145ZM163 46H166V45H161L160 47L162 48ZM176 46H175V47H176ZM180 46H181V45H180ZM241 46H242V45H241ZM241 46H240V47H241ZM252 46H254V45H252ZM35 47H34V48H35ZM48 47H46V48H48ZM113 47H114V46H113ZM134 47H135V46H134ZM160 47H156V48L159 49ZM182 47H183V46H182ZM184 47H185V46H184ZM184 47H183L182 49H184ZM186 47H187V46H186ZM191 47H192V46H191ZM206 47H207V46H204V48H206ZM227 47H228V46H227ZM249 47H250V44H249ZM21 48H22V47H21ZM46 48H44V49H46ZM52 48H53V47H52ZM107 48H108V47H107ZM148 48H149V47H148ZM177 48H180V47H177ZM230 48H231V47H228V50H229ZM244 48H246V47H242V49H244ZM254 48H255V47H253V49H254ZM64 49H65V48H64ZM191 49H192V48H191ZM206 49H208V48H206ZM211 49H212V48H211ZM246 49L249 50V53H248V55H249L250 52H251L252 50H251V49H248V48H246ZM19 50H20V49H19ZM36 50H37V49H36ZM36 50H35V51H36ZM179 50H180V49H179ZM189 50H190V49H189ZM203 50H205V49H203ZM209 50H210V49H208V52H207V53H209ZM225 50H226V49H225ZM250 50H251V51H250ZM1 51H2V50H1ZM44 51H45V50H44ZM46 51H47V49H46ZM46 51H45V54H46ZM106 51H107V50H106ZM154 51H156V50L154 49ZM186 51H187V50H184L183 52H186ZM191 51H193V50H191ZM229 51L233 52V51H232V48H231ZM241 51L244 52L243 50H239L238 53H237V54H239V56H240V52H241ZM37 52H38V51H37ZM48 52H49V51H47V54H48ZM54 52H55V53H54ZM107 52H109V51H107ZM107 52H105V54H106ZM129 52H130V51H129ZM178 52H179V51H178ZM181 52H182V50H181ZM183 52H182V55H183V57H184L185 54H183ZM203 52H204V51H203ZM242 52H241V54H243ZM3 53H4V51L2 52V54H3ZM109 53H110V52H109ZM158 53H159V52H158ZM171 53H172L171 55H173V52H171ZM191 53L196 55V53H193V52H191ZM207 53H206V54H207ZM212 53H213V51H212ZM216 53H217V52H216ZM216 53H215V54H216ZM218 53H219V52H218ZM235 53H236V52H233V53H231V54L234 55ZM4 54H5V53H4ZM50 54L47 55V58L44 57V58L46 59V60H44L45 62H47V61L49 60V59H48V56H50ZM107 54H108V53H107ZM228 54H229V53H228ZM231 54H230V55H231ZM244 54H246V53H244ZM244 54H243V55H244ZM55 55H56V56H55ZM55 55H54V56H55L56 58H58V57H57L58 54L56 53ZM146 55H147V54H146ZM171 55H170V57H172ZM233 55H232V56H233ZM250 55H252V53H251ZM30 56H31V55H30ZM33 56H34V55H33ZM105 56H106V55H105ZM105 56H104V57H105ZM124 56H125V55H124ZM143 56H144V55H143ZM152 56H153V57L155 56V58H156V57H160L161 55L159 56V55H156V53H155V54L152 55ZM152 56H151V57H152ZM187 56H189L188 53H187ZM187 56H185V57H187ZM220 56H221V54H220ZM220 56L218 55V57H220ZM232 56H231V57H232ZM239 56H238V57H239ZM241 56H242V55H241ZM16 57H17V56H16ZM35 57H36V56H35ZM55 57H54V58H55ZM59 57H60V56H59ZM108 57L110 58V57H112V56L109 55ZM114 57H115V56H114ZM130 57H131V56H130ZM132 57L135 58V56H132ZM136 57H138V56H136ZM174 57H175V56H174ZM190 57H191V56H190ZM192 57H193V56H192ZM207 57H208V56H207ZM228 57L230 58V56H228ZM235 57H236V55H235ZM246 57H248V61L252 58V56H251L250 59H249V56H246ZM17 58H18V57H17ZM29 58H30V57H29ZM54 58L52 57V60H51V58H50V60H49L48 63L50 64L51 61L54 62V61L56 60V59H54ZM64 58H65V57H64ZM105 58H106V57H105ZM139 58H140V57H139ZM160 58H161V57H160ZM194 58H195V57H194ZM205 58H206V57H205ZM221 58H222V57H221ZM233 58H234V56H233ZM233 58H232V59H233ZM236 58H237V57H236ZM236 58H235V61L237 60ZM114 59H115V58H114ZM118 59H119V58H118ZM136 59H137V58H136ZM140 59H141V58H140ZM198 59L201 60L200 58H198ZM218 59H220V58H218ZM38 60H39V57H38ZM58 60H59V59H58ZM112 60H113V59H112ZM122 60H123V59H122ZM137 60H138V59H137ZM161 60H162V59H161ZM174 60H175V58H174ZM192 60H193V59H192ZM196 60H197V59H196ZM196 60H195V61H196ZM204 60H206V59H204ZM223 60H224V59H223ZM233 60H234V59H233ZM233 60H231V63H232ZM242 60H243V59H242ZM252 60H253V59H252ZM36 61H37V60H36ZM70 61H71V59H70ZM107 61H109L108 58H107ZM187 61H188V65H189V60H187ZM206 61H207V60H206ZM216 61L218 62L219 60H216ZM220 61H221V60H220ZM41 62H42V61H41ZM59 62H60V61H59ZM71 62H72V61H71ZM115 62L117 63L118 61L115 60ZM122 62H123V61H122ZM124 62H125V61H124ZM124 62H123V63H124ZM138 62H139V61H138ZM142 62H143V61H142ZM152 62H153V60H152ZM152 62H151V63H152ZM155 62H156V61H155ZM158 62H161V61L159 60ZM162 62H163V60H162ZM193 62H194V61H193ZM203 62H204V61H203ZM228 62H229V60H228ZM238 62H240V61L238 60ZM238 62H237V63H238ZM242 62H243V61H242ZM246 62H247V61H246ZM111 63H112V62H111ZM116 63H115V64H116ZM127 63H128V62H127ZM132 63H133V61H132ZM186 63H187V62H186ZM195 63H196V62H195ZM198 63H199V62H198ZM214 63H216V62H214ZM240 63H241V62H240ZM60 64H61V63H60ZM112 64L115 65L114 63H112ZM119 64H120V63H118V65H119ZM152 64H154V63H152ZM160 64H161V63H160ZM201 64H202V63H201ZM206 64H207V63H206ZM216 64H217V63H216ZM218 64H219V62H218ZM221 64H222V63H221ZM233 64H235L236 66L239 65L238 68L240 67V64H236V62H234V61H233L232 65H233ZM241 64H242V63H241ZM261 64H262V63H261ZM261 64H258V65H257V64H256V65L254 64V65L260 67ZM116 65H117V64H116ZM120 65H121V64H120ZM125 65H126V64H125ZM130 65H131V64H130ZM142 65H143V64H142ZM146 65H147V64H146ZM155 65H156V64H155ZM161 65H162V64H161ZM190 65H191V64H190ZM193 65H194V64H193ZM203 65H204V64H203ZM242 65H243V64H242ZM263 65H264V63H263ZM263 65H261V66H263ZM52 66H54V63H52ZM52 66L50 65V67H52ZM105 66H106V65H105ZM126 66H127V65H126ZM153 66H154V65H153ZM177 66H178V65H177ZM221 66H222V65H221ZM230 66H231V65H230ZM244 66L247 67L246 64H244ZM244 66H243V68L241 67L243 70H241V68H240L241 73H243V74H242V79L248 77L249 80H248V78H246V79L248 80V83H250L253 79L255 80L256 77L253 78V76L250 75V73L248 72V69H246V67H244ZM252 66H253V65H252ZM54 67H55V68H54ZM54 67L51 68V69H53V68L55 69V70L53 69L52 72H59L58 67H56V66H54ZM116 67H117V66H115V67L113 66V68H116ZM119 67H120V66H119ZM119 67H118V68H119ZM134 67H135V66H134ZM138 67H139V66H138ZM138 67H137V69H138ZM149 67H150V66H149ZM151 67H152V66H151ZM204 67H205V66H204ZM217 67H218V66H217ZM224 67H225V66H224ZM224 67H223V68H224ZM83 68H84V67H83ZM109 68H110V66H109ZM139 68H140V67H139ZM159 68H160V67H159ZM207 68H208V67H207ZM221 68H222V67H221ZM223 68H222V69H223ZM238 68H237V69H238ZM56 69H57V70H56ZM85 69H86V67H85ZM107 69H108V67H107ZM153 69H154V70H153V74H156V73H157V71H155L156 68L153 67ZM187 69H188V68H187ZM208 69H209V68H208ZM218 69H219V68H217V70H218ZM234 69H235V68H234ZM237 69H235V70H237ZM105 70H106V69H105ZM118 70H119V69H118ZM121 70H122V69H121ZM127 70H128V68H127ZM196 70H200V69H197V68H196ZM202 70H203V69H202ZM209 70H211V69H209ZM217 70L215 69L214 71H217ZM219 70H220V69H219ZM219 70L217 71V73L219 72ZM244 70H247V74L244 73V72H246V71H244ZM85 71H87V70H85ZM115 71H116V70H115ZM129 71H130V70H129ZM129 71H128V72H129ZM154 71H155V72H154ZM158 71H159V70H158ZM178 71H179L180 73H183V75H185L184 72H181L182 70L180 71V69H179ZM207 71H208V70H207ZM220 71L223 72V70H220ZM243 71H244V72H243ZM105 72H106V75H107V71H105ZM117 72H118V71H117ZM119 72H120V71H119ZM140 72H141V71H140ZM145 72H147V71H145ZM149 72H150V71H148V74H149V75L147 74L146 76H150V74H152V71H151V73H149ZM201 72H202V71H201ZM208 72H209V71H208ZM222 72H221V74H222ZM227 72L229 73V71H227ZM102 73H103L104 75L102 74L101 76H102V77H105V73H104V72H102ZM113 73H114V70H113ZM126 73H127V71H126ZM177 73H178V72H176V74H177ZM185 73H186V72H185ZM202 73H203V72H202ZM206 73H207V72H206ZM206 73L204 72L202 75H204V74H206ZM217 73L215 72V76H217V75H216ZM223 73H225V70H224ZM239 73H240V72H239ZM248 73H249V76H248ZM54 74H56V73H54ZM54 74H53V75H54ZM120 74H121V73H119V75H120ZM123 74H124V73H122L121 76H122ZM141 74H142V73H141ZM153 74H152V75H153ZM157 74H158V73H157ZM186 74L189 75L188 73H186ZM195 74H197V71H195ZM207 74H209V73H207ZM207 74H206V76H207ZM213 74H214V72H213ZM225 74H226V73H225ZM109 75H110V74H108V76H107L108 78H110ZM112 75H113V74H112ZM124 75H125V74H124ZM130 75H131V74H130ZM136 75H137V73H136ZM143 75H144V73H143ZM180 75H181V74H180ZM191 75H192V73H191ZM227 75H230V74H227ZM243 75H246V76L243 77ZM128 76H129V75H128ZM128 76H127V80H128ZM154 76H155V75H154ZM198 76H199V74H198ZM198 76H197V78H199ZM200 76H201V75H200ZM204 76H205V75H204ZM206 76H205V77H206ZM218 76H220V75L218 74ZM240 76H241V74H240ZM102 77H101V78H102ZM131 77L134 78L133 75H132ZM150 77H151V76H150ZM184 77H185V76H184ZM184 77H183V78H184ZM190 77H191V76H190ZM190 77L188 76V79H192V78H190ZM209 77L212 78V77H214V76L212 75V77H211V76L209 75ZM229 77H230V76H229ZM250 77H252L253 79L251 78L252 80H250ZM257 77H258V76H257ZM123 78H125V77L123 76ZM157 78H158V76H157ZM157 78H156V79H157ZM180 78L182 79V76H181ZM201 78H202V76H201ZM201 78H199V79H201ZM203 78H204V77H203ZM203 78H202V79H203ZM206 78H208V76H207ZM227 78H228V76H227ZM235 78H237V76H236ZM240 78H241V77H240ZM86 79H87V78H85V81H87V82H86V85L89 83L88 80H89V81L91 80V82H92V81L94 82V79H88V80H86ZM95 79H96V78H95ZM176 79H177V77H176ZM194 79H195V78H194ZM194 79H192L193 82H191V80H190V82L192 83L193 86H194V84L196 83L197 86L195 85V86L193 87V86L189 83V87H193V88H195L196 90L193 89V88H192L193 90H191V88H190V92H191V91H197V92H198V90H197V87H198L200 93H199V92H198V93H195V94H197V95H196L197 97H198L199 94H201V93H202L201 96H203V98H204V97L208 98L209 96H211V95H209V93H208V95H207V92H208L209 88L212 89V88L214 87V85H213V87H212V86H211V87H210V86L207 87V86H205V84L202 83V81H201L202 79H201V80L199 81L200 85H204V86H203V87H204V90H205L206 88H208V89L205 90L206 93L204 92V94H203V92L200 91V89L203 90V88H201V86H200V85L198 84V82H197L199 79H198V80L195 79L196 81H195ZM204 79H205V78H204ZM208 79H209V78H208ZM231 79L234 81V77H233V76L231 77ZM231 79H229V80H231ZM237 79H238V78H237ZM246 79H244L243 82L246 81ZM258 79H259V78H258ZM258 79H257V80H258ZM67 80H68V79H67ZM83 80H84V77H83L82 80H81L82 83H84ZM127 80H126V81H127ZM210 80H211V79H210ZM217 80H218V79H217ZM238 80H239V79H238ZM254 80H253V81H254ZM2 81H3V80H2ZM12 81H13V80H12ZM102 81H103V80H102ZM102 81H101V82L99 81V82L102 83ZM108 81H109V79H108ZM123 81L126 83V81L122 79V82H123ZM211 81H215V78H213ZM233 81H229V82H232V83H233ZM253 81H252V82H253ZM260 81H262V80H260ZM122 82H120V85H121ZM124 82H123V84H125ZM180 82H181V81H180ZM188 82H189V81H187V82L185 83L186 86H187ZM194 82H195V83H194ZM234 82H236V80H235ZM254 82H256V81H254ZM17 83H19V82H17ZM17 83H16V84H17ZM53 83H55V82H53ZM79 83H80V81H79ZM82 83H81V84H82ZM116 83H117V82H116ZM134 83H135V82H134ZM134 83H133V84H134ZM213 83L215 84V82H213ZM226 83H228V82H226ZM236 83H239V81L236 82ZM248 83L246 82V85H247ZM20 84H21V83H20ZM111 84H112V83H111ZM181 84H182V83H181ZM233 84H234V85H233ZM233 84H232L233 87H232L231 85H229V84H228V85L226 84V85L224 86L225 88H223V89H224V91H226L227 96H229V95H230V96H233V95H234V96L231 97V98H230V96H229V99H230L229 101H232V100H233V102H235L234 99H237V100H238V97H239V96H238V97L236 98L235 94H236V92H237V90H238V87H239L238 85H240L241 83H239L238 85L236 84L238 87H234V86H235V83H233ZM263 84H264V80H263ZM84 85H85V84H84ZM117 85H118V84H117ZM120 85H119V87H120ZM182 85H183V84H182ZM182 85H181V86H182ZM210 85H211V84H210ZM219 85H220V84H219ZM250 85H251V83H250L249 85H247V86L250 87ZM260 85H262V82H261ZM260 85H259V86H260ZM11 86H12V84H11ZM115 86H116V85H115ZM133 86H134V85H133ZM167 86H168V85H167ZM167 86H166V91H165V92L168 93V94H170L169 96H170L171 98H173V95H174L175 98L173 99V101L176 100V102H178V101H177L178 99H179V101L182 100L181 97H182L183 94H184V95H183V98L185 97L184 100H186L187 98H188L189 100H191V99H190L191 97H189V95H191V94H190L189 92H188L189 94H188V93L185 94V93H184V90H183V93H181V92H182V88H181L180 86H179V87L181 88V90L179 89V90H180V93L178 92V93H179V96L177 95V93H176V94H175L174 92H173V93H170L172 90L169 89V91H168ZM221 86H222V83H221ZM226 86H228V87L230 86L229 89H228V91H230L231 94H232V91H231V90H233V88H234V89L236 88L237 90H236V91L234 90V91H235V92H234L235 94L231 95L229 92L227 93V90H225V89L228 88V87H226ZM240 86H241V85H240ZM247 86H244V87H247ZM9 87H10V86H9ZM9 87H8V88H9ZM12 87H13V86H12ZM119 87H118V88H119ZM121 87H122V86H121ZM205 87H206V88H205ZM231 87H232V89H231ZM249 87L244 88V89H246V91H248V88H249ZM254 87H256V86H254ZM263 87H264V85H263ZM16 88H17V87H16ZM134 88H135V87H134ZM138 88H139V87H138ZM162 88L164 89V86H163ZM169 88H170V86H169ZM187 88H188V87H187ZM242 88H243V85H242ZM250 88H251V87H250ZM10 89H11V88H10ZM120 89H121V88H120ZM171 89H172V88H171ZM211 89H210V91L212 92ZM218 89H219V88H218ZM221 89H222V88H221ZM223 89H222V90L219 89V90L222 92V93H221L222 96L225 95V94H223ZM244 89H243V90H244ZM261 89H262V88H261ZM263 89H264V88H263ZM0 90H1V89H0ZM72 90H73V89H72ZM72 90H71V91H72ZM137 90H139V89H137ZM177 90H178V89H177ZM179 90H178V91H179ZM215 90H217V89H216V86H215ZM240 90H241V92L243 93L241 87H240ZM240 90H239V92H240ZM2 91H3V90H2ZM4 91H5V90H4ZM4 91H3V92H4ZM91 91H92V90H90V92H91ZM126 91H127V90H126ZM130 91H131V90H130ZM217 91H218V90H217ZM252 91H254V90H252ZM259 91H260V93H259ZM259 91H257L258 93L256 94V93H255L256 90H255V92H254L255 95H254L253 92H251V89H250V90L247 92V93L249 94V96H247V99H249L250 101H252V103H253V100L256 99V100H254V102H255V101L257 102V99L259 100V99L262 98L261 96H260L261 98H259V97H257V96H259V94L262 95L264 90H263V91H262V90H259ZM261 91H262V93H261ZM0 92H1V91H0ZM73 92H74V91H72V93H73ZM88 92H89V91H88ZM93 92H94V91H93ZM218 92H219V91H218ZM218 92H217V94H218ZM193 93H194V92H193ZM237 93H238V92H237ZM250 93H252L253 95L250 94ZM127 94H129V92H128ZM181 94H182V95H181ZM210 94H211V93H210ZM212 94H214V91L212 92ZM219 94H220V92H219ZM248 94H246V95H248ZM84 95H86V96L88 95L87 97H88L89 99H90V97L92 96V95H90V97H89V94H84ZM118 95H119V94L116 92V90H115L114 87H112L111 85L107 86V87L103 90V92H102V94H101V98L99 99V102H98V105H99L98 108H99L100 113L103 114V115H105V114H115V115H119V116H122V117H129V118H133V119L136 118V115H137V114H136V103H135V101L133 100V99H134V97H133L134 94L131 95L130 97H124V95H121V96H118ZM129 95H130V94H129ZM129 95H128V96H129ZM175 95H176V96H175ZM205 95H207V96H205ZM221 95H219V97H221ZM236 95H237V94H236ZM246 95H244V97H243V99H242L243 101H244V100L248 101V100L246 99ZM11 96H13V95H11ZM39 96H40V95H39ZM82 96H83V95H82ZM94 96H97V95H93L92 97H94ZM177 96H178V97H177ZM191 96H192V95H191ZM196 96H194V97L196 98ZM213 96H214V95H213ZM213 96H212V98H213ZM217 96H218V95H217ZM83 97H84V96H83ZM83 97H82V98H83ZM92 97H91V98H92ZM164 97H165V96H164ZM199 97H200V96H199ZM214 97H215V96H214ZM225 97H226V96H224V97H222V98H225ZM234 97H235V98H234ZM9 98H10V97H9ZM19 98H20V97H19ZM85 98H86V97H85ZM117 98H118V99H117ZM167 98H169V97H167ZM176 98H177V99H176ZM180 98H181V99H180ZM203 98H202V97L200 98V99H201V102H202L203 104H202L200 101H199V102L201 103V104H200L201 106H204V107H205V106H206V105H205V102L208 101V99L202 101ZM206 98H204V99H206ZM210 98H211V97H210ZM212 98H211V100H212ZM232 98H233V99H232ZM241 98H242V97H241ZM11 99H12V98H11ZM94 99H95V98H94ZM226 99H227V98H226ZM12 100H13V99H12ZM192 100H193V99H192ZM214 100L216 101V97H215V99L213 98L212 101H214ZM220 100H221V99H220ZM220 100H219V101L217 100V102L220 103V102H221ZM237 100H236V103H234V104H231V103H233V102H230V103L228 102V105L231 104V106H232V105L234 106L235 104H237V106H238ZM263 100H264V99H263ZM74 101H75V100H74ZM154 101H155V100H154ZM156 101H157V100H156ZM186 101H187V100H186ZM209 101H210V100H209ZM224 101H225V100H224ZM238 101H241V99L238 100ZM243 101H242V102H243ZM246 101H244V102H246ZM250 101H249V103L247 102L246 105H248V104H251V105H252V103H251ZM158 102H159V101H158ZM163 102H164V101H163ZM163 102H161V103H163ZM174 102H175V101H174ZM184 102H185V101H184ZM184 102H182V103H184ZM188 102H189V101H188ZM188 102H187V104H184V107H185L186 109L188 108V109H187V110H188V113H187V114H189V111H190L189 107L191 106V105H189V107H188V104L190 103V102H189V103H188ZM217 102H216V103H217ZM244 102H243V103H244ZM256 102H255V104L253 103L254 105H252V107L255 106V105L258 103V102H257V103H256ZM12 103H13V101H12ZM164 103H166V101H165ZM164 103H163V104H164ZM179 103H181V101H180ZM185 103H186V102H185ZM191 103H192V101H191ZM191 103H190V104H191ZM196 103H197V102H196ZM218 103H217V104H218ZM192 104H193V103H192ZM194 104H195V103H194ZM197 104H198V107H199V103H197ZM211 104H212V102H211ZM0 105H1V104H0ZM59 105H60V104H59ZM165 105H166V104H165ZM176 105H177V104H176ZM176 105H175V106H176ZM182 105H183V104H182ZM185 105H186L187 107H186ZM214 105H215V104H214ZM214 105H213V106H214ZM222 105H224V104H222ZM226 105H227V103H226ZM251 105H250V106H251ZM259 105H260V104H259ZM262 105H263V104H262ZM262 105H260V107H261ZM169 106H171V105H169ZM196 106H197V105H196ZM213 106H212V108H213L214 111L211 110V109H212V108H211V105H210V107H209V102H208V109L210 108L209 111L211 112L210 115H209V113L207 112V111H208L207 108H205L207 111H206L205 109H203V108H202V109H203L202 111H204V110L206 111V114H208V118H209V119H210V117L214 116V114H217V115H215L216 118H215V117H213V118H215V120H217V121H215L216 123L220 124V123L222 122V119H223V118L227 119V118L225 117V115H228L229 112H228V114H227V112H226V108H225V111L223 110L222 112H220V111H221L222 109H224V108H222V109L220 108V110L217 109V110L219 111V112H218L217 110L214 109ZM219 106H220V105H219ZM240 106H241V104H240ZM250 106H249V107H250ZM1 107H2V106H1ZM167 107H168V105H167ZM181 107H182V106H181ZM198 107H197L198 112H200V114H202L201 111H200L201 108H198ZM226 107H227V106H226ZM229 107H230V106H229ZM249 107L247 106V110H248V112H249ZM255 107H256V109L259 108L258 106H255ZM262 107H263V106H262ZM2 108L4 109V106H3ZM53 108L55 109V107H53ZM53 108H51V109H53ZM56 108H57V107H56ZM174 108H175V107H174ZM174 108H173V109H174ZM182 108H183V107H182ZM185 108H184V110L187 111ZM190 108H191V107H190ZM194 108L196 109L195 106H194ZM217 108H218V107H217ZM234 108L236 109L235 106H234ZM238 108H239V107H238ZM250 108H251V107H250ZM5 109H7V108L5 107ZM5 109H4V110H5ZM40 109H41V108H40ZM47 109H48V108H47ZM51 109H50V110L48 109L47 111L45 110V114H46V112H48V111H49V112L52 111ZM54 109H53V110H54ZM168 109L171 110V107H170V108H167L166 110H168ZM195 109H194V110H195ZM197 109H196V110H197ZM240 109H241V107H240ZM4 110H3V111H4ZM60 110H61V109H60ZM163 110H165V109H163ZM194 110H192V112H193ZM228 110H229V109H228ZM228 110H227V111H228ZM233 110H234V109H233ZM238 110H239V109H238ZM238 110H237V111H238ZM247 110H243V111H246V113H248ZM250 110H251V109H250ZM253 110H254V111H257V110H255L254 107L252 108V111H253ZM259 110H261V109H259ZM8 111H11V110L8 109ZM8 111H7V112H8ZM38 111H39V110H38ZM41 111H42V110H41ZM54 111H55V110H54ZM56 111H57V110H56ZM159 111H160V109H159ZM168 111H169V110H168ZM181 111H183V110H181ZM205 111H204V112H205ZM254 111H253V113H255ZM160 112H161V111H160ZM169 112H170V111H169ZM172 112H174V111H172ZM175 112H176V111H175ZM178 112H179V111H178ZM195 112H196V111H195ZM204 112H203V114H204ZM212 112H215V113L212 114ZM216 112H217V113H216ZM235 112H236V111H235ZM260 112L263 113V111H260ZM4 113H6V110H5ZM8 113H9V112H8ZM53 113H55V112H53ZM68 113H69V112H68ZM71 113H72V112H71ZM158 113H159V112H158ZM167 113H168V112H167ZM196 113H197V112H196ZM218 113H220V114H218ZM224 113H225V114H224ZM238 113L242 114L243 112L238 111ZM238 113H237V114H238ZM250 113H251V112H250ZM258 113H259V112H258ZM148 114H149V113H148ZM159 114H160V113H159ZM163 114H165V113H163ZM183 114H184V112H183ZM200 114H199V115H200ZM203 114H202V115H203ZM211 114H212V116H211ZM222 114H224V117H223ZM231 114H232V113H230L229 115H231ZM234 114H235V113H234ZM255 114H256V113H255ZM46 115H49V114H46ZM52 115H54V114H52ZM154 115H155V114H154ZM173 115H174V113H173ZM191 115H192V113H191ZM194 115H195V114H194ZM204 115H205V114H204ZM204 115H203V117H205ZM246 115H247V114H246ZM251 115H252V114H251ZM251 115H250V116H251ZM260 115H261V114H260ZM8 116H9V114H8ZM49 116H50V115H49ZM49 116H48V117H49ZM161 116H162V115H161ZM185 116H186V115H185ZM209 116H210V117H209ZM241 116H242V115H241ZM250 116H248V117H250ZM253 116H254V115H252L251 119L253 118ZM258 116H259V115H258ZM44 117L46 118V116H44ZM57 117H58V116H57ZM153 117H154V116H153ZM156 117H158V116H156ZM156 117H155V120H157ZM171 117H172V115H171ZM180 117H182V116H180ZM188 117H189V116H188ZM190 117H192V116H190ZM196 117H197V116H196ZM196 117H195V118H196ZM227 117H228V116H227ZM234 117H235V115H234ZM234 117H233V118H234ZM260 117H261V116H260ZM10 118H11V117H10ZM49 118H51V117H49ZM55 118H56V117H55ZM148 118H150V117H148ZM184 118H186V117H184ZM231 118H232V117H231ZM235 118H236V117H235ZM240 118H241V117H240ZM243 118H244V114H243ZM256 118H257V116H256ZM261 118H262V117H261ZM7 119H9V117H8ZM150 119H151V118H150ZM175 119H176V118H175ZM182 119H183V118H182ZM191 119H192V118H191ZM198 119H199V118H198ZM238 119H239V115H238ZM246 119H247V118H246ZM248 119H249V118H248ZM10 120H11V119H10ZM169 120H172V119L170 118ZM185 120H186V119H185ZM200 120H202V118H201ZM207 120H208V119H207ZM210 120H211L212 123H213V119H210ZM260 120H261V119H260ZM5 121H6V120H5ZM5 121H4V122H5ZM48 121L50 122V120H48ZM161 121H162V120H161ZM179 121H180V120H179ZM181 121H182V120H181ZM187 121H188V120H187ZM189 121H190V119H189ZM189 121H188V124H189ZM202 121H205V120H202ZM211 121H210V122H211ZM228 121H229V118H228ZM236 121H237V120H236ZM4 122H3V123H4ZM10 122H12V121H9V120L6 121L7 124H10V125H11ZM153 122H154V121H153ZM153 122H152V121H151V122H148V124H149V123H152V124H153V127H151V126L149 127V125H151V124H149V125H148V128H149V129H148V128H147V129H144L145 127L143 128L145 131H149V132H150V133L148 132L149 135H147L148 133L146 132V135H147V137H149L150 135H151L150 137H153V139L151 138V141H153V140L156 139L157 133L159 132V131L154 130V129H156V127H155L156 125H154V123L156 124V122H154V123H153ZM175 122H176V123H173V122H171V123H173V124H177V121H175ZM183 122H184V121H183ZM208 122H209V121H208ZM215 122H214V123H215ZM223 122H224V121H223ZM225 122H226V121H225ZM225 122H224V123H225ZM230 122H231V120H230ZM240 122H241V121H240ZM249 122H253V121H249ZM84 123H86V122H84ZM178 123H179V122H178ZM181 123H182V122H180V124H181ZM184 123H185V122H184ZM184 123H183V125L185 126L186 123H185V124H184ZM192 123H194V122H192ZM206 123H207V122H206ZM212 123H210L211 125L207 123L208 128H209V125H210V126L213 125ZM224 123H222V125H223ZM232 123H233V122H232ZM237 123H238V122H237ZM246 123H248V122H246ZM254 123H256V122H254ZM254 123L252 124L253 126L255 125ZM4 124H5V123H4ZM233 124H234V123H233ZM235 124H236V123H235ZM250 124H251V123H249L248 125H250ZM12 125H13V123H12ZM20 125H21V124H20ZM20 125L17 124V127L20 126ZM171 125H172V124H171ZM183 125H182V126H183ZM196 125H197V124H196ZM198 125H200V126H201V125H204V127L206 126V124H204V123H202V124L199 123ZM238 125H239V124H237V126H238ZM252 125H251V129L253 128ZM2 126H5V125H2ZM22 126H23V125H22ZM102 126H103V125H102ZM173 126H174V125H173ZM193 126L195 127L194 124L192 125V127H193ZM213 126H214V125H213ZM213 126H212V127H213ZM226 126H227V124H226V125L224 124V127H226ZM234 126H235V125H234ZM15 127H16V126H15ZM15 127H14V128H15ZM179 127H180V126H179ZM188 127H189V128H187V127L185 128V127H184V129H181V128H178V129H179L180 131L183 130L182 132H184V133H186V131H187V133H186L185 135H188L189 129L191 128L189 125H188ZM198 127H199V126H198ZM212 127H211V128H212ZM214 127H216V126H214ZM239 127H242V125H241V126L239 125ZM249 127H250V126H249ZM255 127H257V126H254V128H255ZM20 128H21V126H20ZM22 128H24V127H22ZM22 128H21V129H22ZM137 128H138V127H137ZM137 128H136V129H137ZM150 128L152 129V132H151V129H150ZM153 128H154V129H153ZM182 128H183V127H182ZM201 128H203V127L201 126ZM201 128H200L199 131L202 132L203 130H202ZM246 128H248V126H246ZM254 128H253L252 130L250 129V132H251L250 134H252V132H254V131H253ZM0 129H1V126H0ZM8 129H9V128L6 127V129H4V130L6 131V130H8ZM17 129H19V128H17ZM21 129H20V131H22ZM141 129H142V128H141ZM195 129H196V128H195ZM198 129H199V128H198ZM203 129H207V128H203ZM209 129H210V128H209ZM241 129H242V128H241ZM4 130H3V131H4ZM23 130H24V129H23ZM117 130H118V129H117ZM176 130H177V129H176ZM184 130H185V131H184ZM223 130H224V129H223ZM223 130H222V133H223ZM225 130H226V131H225V134H222V135H224L225 138L227 137L226 139H228L230 142H232V145L234 144V145L238 146V147L240 148V150H241L240 153H243V152H244V154H247V159L250 158L251 161H258V160H261L259 153H258L257 150L254 148V145L252 144V142H251L249 139L245 138V137H244L242 134H240L239 132H236V131H234V130H232V129H228V127H226ZM236 130L238 131V129H236ZM5 131H4V132H5ZM24 131H26V130H24ZM24 131H23V132H24ZM153 131H154L156 134H154ZM177 131H178V130H177ZM190 131L192 132L193 130L191 129ZM206 131H207V130H206ZM243 131H246V132H247V130H244V128H243ZM140 132H142V130H141ZM140 132H139V133H140ZM175 132H176V131H175ZM182 132H179V133H182ZM191 132H189V133L191 134ZM197 132H198V131H197ZM207 132H208V131H207ZM209 132H210V131H209ZM218 132H219V129H218ZM220 132H221V131H220ZM151 133L153 134V136H152ZM161 133H162V130H160V133H158V137H159V135H160ZM192 133H195V130H194V132H192ZM198 133H199V132H198ZM198 133H196V134L198 135ZM214 133H215V132H214ZM248 133H249V131H248ZM0 134H1V133H0ZM182 134H183V133H182ZM201 134H202V133H200L199 136H201ZM205 134H206V133L202 134V136L204 135V136L206 137ZM2 135H3V134H2ZM4 135H6V133H5ZM134 135H135V134H134ZM154 135H155V136H154ZM177 135H178V134H177ZM191 135H192V134H191ZM216 135H217V133H216ZM219 135H220V134H219ZM252 135H253V134H252ZM117 136H118V135H117ZM188 136H189V135H188ZM207 136H208V137H211L212 135H209V133H208ZM224 136H222V137H224ZM7 137H8V136H7ZM31 137H32V136H31ZM125 137H126V136H125ZM150 137H149V138H150ZM158 137H157V139H158ZM179 137H180V136H179ZM205 137L203 138V140H206ZM208 137H206V138L208 139ZM212 137H213V136H212ZM212 137H211L210 139H213L212 141H213L214 144H212V145H213L214 147H216L215 145H216L217 143L220 144V142H221V143L223 144L222 141H223L224 139H223V140L219 139L221 136H220V137L218 136L219 138H217V137H213V138H212ZM255 137H256V135H255ZM10 138H11V137H10ZM118 138H121V136H120V137L118 136ZM123 138H124V137L122 136V139H123ZM138 138H139V137H138ZM149 138H148V139H149ZM182 138H184V136H183ZM182 138H179V139L182 140ZM197 138H201V137H198V136H197ZM214 138H215V139L217 138L220 142H217V141H216L217 139L215 140ZM11 139H12V141H13L15 138L13 137V138H11ZM32 139H34V138H32ZM32 139H31V141H32ZM60 139H61V138H60ZM116 139H117V138H116ZM126 139H127V138H126ZM130 139H131V138H130ZM157 139H156V140H157ZM159 139H160V138H159ZM159 139H158V140H159ZM185 139H186V137H185ZM201 139H202V138H201ZM226 139H225V140H226ZM262 139H263V138H262ZM160 140H161V139H160ZM15 141H17V139H16ZM34 141H35V139H34ZM37 141H38V140H36L35 143H37ZM137 141H138V139H137ZM149 141H150V140H149ZM161 141H162V140H161ZM199 141H200V143H202L201 140H199ZM199 141H198V142H199ZM147 142H148V141H147ZM164 142H165V141H164ZM183 142H184V141H183ZM190 142H192V141H190ZM193 142H194V140H193ZM193 142H192V143H193ZM205 142H206V141H205ZM205 142H204V143H205ZM31 143H32V142H31ZM157 143H158V141H157ZM188 143H189V142H188ZM188 143H183V145H185V144L187 145ZM194 143H195V142H194ZM209 143H211V142L208 140V144H209ZM215 143H216V144H215ZM224 143H225V142H224ZM159 144H160V143H159ZM159 144H158V146H159ZM178 144H179V143H176L177 146H178ZM218 144H217V146H218ZM45 145H46V144H45ZM170 145H171V144H170ZM172 145H173V144H172ZM174 145H175V144H174ZM176 145H175V146H176ZM186 145H185V146H186ZM189 145H190V143H189ZM202 145H203V144H202ZM212 145H211V147H213ZM62 146H63V145H62ZM175 146H174V147H175ZM179 146H180V145H179ZM187 146H188V145H187ZM207 146H208V145H207ZM169 147H170V146H169ZM180 147H181V146H180ZM204 147H205V145H204ZM209 147H210V146H209ZM211 147H210V149H211ZM234 147H235V146H234ZM34 148H35V147H34ZM34 148H32V149H34ZM39 148H40V147H39ZM126 148H127V147H126ZM126 148H125V149H126ZM132 148H133V147H132ZM163 148H164V151L167 152V151L165 150V147H162V149L160 148V150H162L161 153H164V155H165V152L163 151ZM171 148H172V147H171ZM185 148H186V147H185ZM221 148H222V147H220V148H217V147H216V149H214V148H212V149H213V150H217V149H218L217 151L220 150V153L217 152V154L219 153V155H221V152L224 153V154H226ZM41 149H42V147H41ZM67 149H68V148H67ZM128 149H129V148H128ZM158 149H159V148H158ZM178 149H179V148H178ZM212 149H211V150H212ZM37 150H38V149H37ZM62 150H63V149H62ZM172 150H174V149H172ZM176 150H177V149H175L174 152H175ZM213 150H212V151H213ZM263 150H264V149H263ZM34 151H35V149H34ZM48 151H49V150H48ZM121 151H122V149H121ZM185 151H186V150H185ZM189 151H190V150H189ZM201 151L204 152V149H203V150L201 149ZM201 151H199V152L201 153ZM212 151H211V152H212ZM236 151H239V150H236ZM242 151H243V152H242ZM35 152H36V151H35ZM68 152H69V151H68ZM68 152H67V153H68ZM82 152H83V151H82ZM85 152H86V151H85ZM122 152H123V151H122ZM122 152H121V154H123ZM172 152H173V151L170 150V153H172ZM190 152H191V151H190ZM206 152H207V150H206ZM208 152H209V151H208ZM234 152H235V151H233V154H234ZM260 152H261V151H260ZM36 153H37V152H36ZM36 153H35V154H36ZM39 153H41V152H39ZM43 153H44V152H43ZM48 153H49V152H48ZM168 153H169V152H167L166 155H167V157L169 158V154H168ZM184 153H185V152H184ZM184 153H183V154H184ZM186 153H187V154H192V153H189V152H186ZM195 153H196V152H195ZM231 153H232V151H231ZM231 153H230V154H231ZM46 154H47V153H46ZM196 154H197V153H196ZM209 154H210V153H209ZM213 154H214V153H213ZM224 154H223V155H224ZM233 154H232V155H233ZM43 155H44V154H43ZM48 155H49V154H48ZM48 155H47V156H48ZM65 155H66V154H65ZM162 155H163V154H162ZM164 155L162 156L163 159H164V157H165ZM170 155H171V154H170ZM198 155H200V154L198 153ZM203 155H204V154H203ZM210 155H211V154H210ZM219 155H218V156H219ZM223 155H221V156H223ZM38 156H39V155H38ZM45 156H46V155H45ZM60 156H61V155H60ZM70 156H71V155H70ZM156 156H157V155H156ZM156 156H155V157H156ZM172 156H174V155L172 154ZM201 156H202V154H201ZM206 156H207V153H206ZM206 156H205V157H206ZM1 157H2L3 159H5L9 164L14 165L15 168H17V169L20 171V173H22V174H20V175H17V176L15 175V176H16V178H17V181L20 182V183H22L23 186H26V187H27V186L29 185L28 180L30 181L31 178H32V179H33V178H36V175H37L38 169L34 166V163H33V162L31 161V159H30V153L28 152V148L25 147V145H24L22 142H19V141H18V142H16V143H14L9 149H5V150L2 152ZM1 157H0V158H1ZM39 157H40V156H39ZM51 157H52V156H50V158H51ZM155 157H154V158H155ZM167 157H166V158H167ZM178 157H179V156H178ZM183 157H184V156H183ZM183 157L181 156L182 159L178 158V160H177V158H176L175 161H172V162H170L169 164H167V165L163 168V172H165V173H170V174H174V175H179V176L183 179V184H182L181 187L179 188V190H180L181 193H182V199H183V203H184V211L181 212V213L184 214V215H187V216H190V217H193V218L199 219V220L203 221L204 223H205V222H209V223H211L212 221H214V219H216V214H215V212H214V209H212V207H210V203H209V201H208V198L205 197V196H204V197L202 196V193H201V192H202V188H203V186H205V180L207 181V177H208L209 181L212 180V181H214V182H215V181L218 182L219 180L221 181V179H219V177H220V178H223V177H222V176H218L219 172H218V173H217V172H214V173H211V172H210V173L212 174V176H211V174H209V173H205V172H201V173H203V174H200V175H199V174H196V176H192V170L195 169V165L192 164V162H188V161H186L185 159H183ZM208 157H209V156H208ZM210 157H211V156H210ZM210 157H209V158H210ZM232 157L234 158V156H232ZM47 158H49V157H46L44 160H46ZM58 158H59V157H58ZM58 158H57V159H58ZM65 158H66V157H65ZM154 158H153V159H154ZM215 158H217V156H215ZM236 158H237V161H240V160H238L239 157H236ZM40 159H41V158H40ZM153 159H152V160H153ZM158 159H159V158H158ZM202 159H203V158H202ZM202 159H201V160H202ZM219 159H220V158H219ZM53 160H55V159H53ZM53 160H52V162H53ZM124 160H125V159H124ZM201 160H200V161H201ZM220 160H221V159H220ZM234 160H235V159H234ZM41 161H42V160H41ZM46 161L49 162V160H46ZM55 161H56V160H55ZM126 161H128V160H126ZM235 161H236V160H235ZM57 162H58V161H57ZM57 162H56V164H57ZM89 162H90V161H89ZM168 162H169V161H168ZM193 162H194V161H193ZM42 163H43V162H42ZM44 163H45V162H44ZM58 163H59V162H58ZM60 163H61V162H60ZM60 163H59V164H60ZM143 163H144V162H143ZM219 163H220V162H219ZM225 163H226V162H225ZM48 164H49V163H48ZM56 164L51 163V164H49V165H51V166L54 165V166H55ZM63 164H64V163H63ZM67 164H68V163H66V165H67ZM70 164H71V163H70ZM91 164H92V167H91V168H93V163H91ZM91 164H90V165H91ZM132 164H133V163H132ZM136 164H137V163H136ZM203 164H204V163H203ZM212 164H213V163H212ZM239 164H240V163L238 162V164H236L235 167L237 168V166H239ZM49 165H48V166H49ZM84 165H85V164H84ZM90 165H88V166L90 167ZM134 165H135V164H133L132 166H134ZM142 165H143V164H140V166L137 165V168H138V167H142ZM147 165L149 166V164H147ZM147 165H146V167L144 166L145 168L142 167V170L146 169V168L148 167ZM208 165H209V164H208ZM215 165H216V164H215ZM225 165H226V164H225ZM46 166H47V164H46ZM54 166H53V168H54ZM86 166H87V164H86ZM213 166H214V164H213ZM217 166H218V165H217ZM219 166H220V165H219ZM219 166H218V167H219ZM59 167H60L59 165L55 166L56 170H57ZM135 167H136V166H135ZM149 167H151V166H149ZM203 167H205V164L203 165ZM47 168H49V167H47ZM117 168H118V167H117ZM143 168H144V169H143ZM221 168H222V167H220V169L218 168V169L215 170V171H219V170H220L221 172L227 171V170H226L227 168H226L225 166H224V170H223V168H222V170H221ZM66 169H67V168H66ZM89 169H90V168H89ZM139 169H140V168H139ZM238 169H240V170L237 171L238 173H240V174H242V175H244V176H245V175H248V174L246 173L247 170L249 171L248 168H243V169H246V171L243 170L242 168H238ZM7 170H8V169H6L5 171H6V173H7V172L9 173V174H8V175H9L8 177H10L12 174H11V172H9V171H7ZM49 170H50L49 172H52V171H53V172H55V173L49 175L50 178H49L48 183H49V184L51 183L52 186H53V185L56 186V184H57V182H58V180H59V178H60L59 175H62L65 171H63V173L59 174L60 172H57V173H56V170H53V169H52V171H51V167H50ZM58 170H59V169H58ZM58 170H57V171H58ZM64 170H65V169H64ZM71 170H72V169H71ZM117 170H118V169H117ZM211 170H214V167H211ZM261 170H262V169H261ZM3 171H4V170H3ZM3 171H2V172H3ZM5 171H4V172H5ZM66 171H68V170H66ZM69 171H70V169H69ZM87 171H88V170H87ZM144 171H145V170H144ZM240 171L243 172V173H241ZM0 172H1V171H0ZM46 172H47V171H46ZM46 172H45V173H46ZM49 172H48V173H49ZM61 172H62V171H61ZM115 172H118V171H115ZM259 172H260V171H259ZM12 173H13V172H12ZM85 173H86V172H85ZM88 173H89V172H88ZM216 173H217V174H216ZM2 174H4V173H2ZM57 174H58V180H57V176H56ZM65 174H66V173H65ZM118 174H119V173H118ZM122 174H125V173H122ZM220 174H222V173H220ZM220 174H219V175H220ZM6 175H7V174H6ZM66 175H67V174H66ZM69 175H70V174H69ZM223 175H224V174H223ZM12 176H13V175H12ZM12 176H11V177H12ZM15 176H14V177H15ZM163 176H164V175H163ZM45 177H48V176H46V174H45ZM55 177H56V180H57V181L54 180ZM117 177H118V176H117ZM133 177H134V176H133ZM177 177H178V176H177ZM201 177H202V178H201ZM16 178H15V180H16ZM52 178H53V180H52ZM13 179H14V178H13ZM44 179H45V178H44ZM66 179H67V177H66ZM66 179H65V180H66ZM175 179H176V178H175ZM249 179H250V178H249ZM62 180H63V179H62ZM62 180H61V181H62ZM72 180H73V179H72ZM180 180H181V179H180ZM245 180H247V179H245ZM1 181H2V180L0 179V193L3 192L4 190H7V191H5V192L7 193V192H8V188H6V186H4V185L2 184L3 182H1ZM54 181H56V182H55L56 184L53 183ZM119 181H120V180H119ZM171 181H173V180H171ZM209 181H208V182H209ZM220 181H219V182H220ZM45 182H46V181H45ZM45 182H44V183H45ZM66 182H67V181H66ZM174 182H175V181H174ZM176 182H178V181H176ZM180 182H181V181H180ZM40 183H41V182H40ZM52 183H53V184H52ZM248 183H249V182H248ZM248 183H247V182H246V183L244 182V184H245L246 186L248 185ZM174 184H175V183H174ZM210 184H211V183H210ZM249 184H250V183H249ZM41 185H42V184H41ZM43 185H44V184H43ZM7 186H9V185H7ZM216 186H217V185H216ZM246 186H244V187H246ZM249 186L251 187V185H249ZM9 187H10V186H9ZM41 187H43V186H41ZM225 187H226V186H225ZM228 187H229V185H228ZM244 187H243V188H244ZM250 187H248V188L246 187V188H244V190H242V188H241L240 191L242 190V191H244V192H242V191H241V192L238 191L240 194H237V197H238V196H241V198L243 199L242 201H243V203H244V206L247 205V206H246L247 208L244 209V210H246V211L243 210V211H244V214H243V215H244V217H246V218H244V222H243L242 226L240 227L241 229L238 230V232L240 231L239 234L241 235V237H242V238H245V239H243V240H245V241H243V242H245V243H244V246H245V252H246V254H247V257L242 261V263L244 262V264H257V263L260 264V262H259V260H258L259 257H255V256H257L256 254L261 253V252L259 251L260 249L258 250L259 245L257 246V243H256V241H257L256 239H257V238H256L255 236H257V234H256V231H257V230H258L257 232H260V230L262 231V230H264V228H259L260 230L257 229V223H258V220H257V222H256L255 219H254V217L256 216L257 212H256V214H253V211H252V210L255 209V210H254V213H255V211L258 210V209H257V206H258L257 204H258V203L256 202V201H257V200H256L257 198L254 197V196H251L252 198H251L250 196H249L250 198H249V197L247 198V196H248V191H247V190H248ZM38 188H39V187H38ZM69 188H70V187H69ZM154 188H155V187H154ZM23 189H24V188H23ZM29 189H30V188H28V189H24L25 191L27 190L26 192L23 190L25 193H24V194L22 193L23 195H22V197L20 198L19 202L16 201V200L14 201L12 197H10V199L8 200L6 197L0 195V211H1V212H0V224H2V222H4V221H5V223H6V221H7V223L9 224V225H8V224L6 225L7 227H5L4 224H3V225H0V231H1V229L5 230V231H7V230L9 229V231H10V230L12 229V227H14L13 230L17 229V230H20V231H22V230L24 231L25 229H22V228L20 229L19 227H16L15 224H17V226H18L20 223H22V224H24V225H22V224H21V225H22V226H25V225H26L27 228H26V226H25L24 228L28 229V227L31 226L33 223H35V221L38 222V221L36 220V217H37L36 214H34V212H33V211H30L31 209H29V207H30L31 205L28 206V203H27V202L29 201V200H28L29 198H27V197L30 196V198H32V195H33V194L31 193V192H32V189H30L31 191H28ZM44 189H46L45 186H44ZM157 189H158V188H157ZM226 189H227V187H226ZM226 189H225V190H226ZM10 190H11V189H10ZM10 190H9V193L12 192V191L10 192ZM33 190H34V189H33ZM36 190H37V187H36ZM47 190H50V188L47 189ZM34 191H35V190H34ZM38 191H39V190H38ZM45 191H46V190H45ZM58 191H59V190H58ZM89 191H90V190H89ZM156 191H157V190H156ZM250 191H251V190H250ZM20 192H21V191H20ZM35 192L37 193V191H35ZM47 192H48V191H47ZM47 192H45V193L47 194ZM224 192H225V191H224ZM229 192L231 193V196H232L231 198H234V197L236 196V195L234 194V192H231V191H229ZM30 193H31V195H30ZM33 193H34V192H33ZM38 193H41V192L39 191ZM38 193H37V194H38ZM45 193L43 194V190H42V195H41V194H39V195H41V197H42V196H46ZM52 193H53V192H52ZM243 193H246V194H243ZM19 194H21V193H19ZM157 194H158V193H157ZM35 195H36V194H35ZM47 195H48V194H47ZM85 195H86V194H85ZM48 196H49V195H48ZM83 196H84V195H83ZM86 196H87V195H86ZM17 197H18V196H17ZM17 197L15 196L14 199H19V198H17ZM19 197H20V196H19ZM33 197H34V195H33ZM35 197H36V196H35ZM41 197L39 196V198H41ZM46 197H47V196H46ZM244 197H245V199H244ZM253 197H254V201H253ZM11 198H12V199H11ZM48 198H50V197H48ZM80 198H81V197H80ZM177 198H178V197H177ZM258 198H259V197H258ZM26 199H27V200H26ZM32 199H33V198H32ZM51 199H52V198H51ZM51 199H49V200H51ZM53 199H54V200H57L56 197L53 198ZM76 199H77V198H76ZM82 199H83V198H82ZM82 199H81V203H82ZM85 199H86V198L84 197V200H85ZM160 199H161V198H160ZM180 199H181V197H180ZM180 199H179V201H180ZM182 199H181V200H182ZM239 199H240V198H239ZM260 199H261V198H260ZM262 199H263V198H262ZM42 200H43V202H44L45 198L42 199ZM58 200H59V199H58ZM78 200H79V201H78ZM78 200H77V202H80V199H78ZM34 201H35V200H34ZM37 201H39V200H36V203H38ZM70 201H71V200H70ZM176 201H177V200H176ZM244 201H246L247 203L244 202ZM260 201H261V200H260ZM262 201H263V200H262ZM43 202H42V203H43ZM45 202H46V201H45ZM59 202L61 203V202H63V201H60V200H59ZM254 202H256V203H254ZM54 203H57V204H58V202H56V201H55ZM236 203H237V205H239V204H238L239 202H236ZM43 204H44V203H43ZM47 204H48V203H47ZM62 204H63V203H62ZM138 204H139V203H138ZM158 204H159V202H158ZM35 205H37V206L39 207L40 204H39V205H38V204H35ZM45 205H46V204H45ZM50 205H51V204L49 203V206H50ZM63 205H65V204H63ZM68 205H69V204H68ZM214 205H215V204H214ZM256 205H257V206H256ZM37 206H36V208H38ZM51 206H54V204L51 205ZM56 206H57V205H56ZM59 206H60V205H59ZM71 206H72V205H71ZM141 206H142V204H141ZM148 206H149V205H148ZM240 206H241V205H240ZM60 207H63V206L61 205ZM60 207H59V208H60ZM254 207H255V208H254ZM41 208H42V207H41ZM51 208H52V207H51ZM51 208H50V209H51ZM53 208H54V207H53ZM39 209H40V208H39ZM40 210L43 212V211H46L47 209H44V210L40 209ZM48 210H49V209H48ZM60 210L62 211L63 209L61 208ZM60 210H59V211H60ZM69 210H70V209H69ZM75 210H76V209H75ZM75 210H74L73 212H76ZM144 210H146V209H144ZM13 211H14V212H13ZM55 211H56V210H55ZM77 211H78V210H77ZM50 212H51V211H50ZM63 212H64V210H63ZM251 212H252L253 216H251V215H252ZM43 213H44V212H43ZM48 213H49V212H48ZM39 214H40V212H39ZM44 214H45V213H44ZM44 214H42V216H43ZM73 214H74V213H73ZM136 214H137V213H136ZM151 214H152V212H151ZM250 214H251V215H250ZM46 215H47V213H46ZM65 215H66V214H65ZM71 215H72V214H71ZM138 215H139V214H137V216H138ZM39 216H40V215H39ZM49 216H50V215H49ZM53 216H54V215H53ZM55 216H56V215H55ZM57 216H59V215L57 214ZM60 216H61V215H60ZM66 216H67V215H66ZM45 217H46V216H45ZM138 217H139V216H138ZM149 217H150V216H149ZM152 217H154V216L152 215ZM256 217H257V216H256ZM263 217H264V216H263ZM38 218H39V217H38ZM43 218H44V217H43ZM52 218H53V217H52ZM52 218H51V219H52ZM55 218L57 219L58 217H55ZM55 218H54V219H55ZM141 218H142V217H141ZM258 218H259V217H258ZM41 219H42V218H41ZM44 219H45V218H44ZM48 219H49V217H48ZM62 219H63V218H62ZM45 220H46V219H45ZM45 220H44V221H45ZM57 220H59V219H57ZM68 220H69V219H68ZM72 220H73V219H72ZM46 221H47V220H46ZM48 221H51V220H48ZM55 221H56V220H55ZM64 221H65V220H64ZM66 221H67V220H66ZM76 221H77V220H76ZM215 221H216V220H215ZM9 222L12 223V224H10ZM61 222H62V221H61ZM67 222H68V221H67ZM79 222H80V221H79ZM47 223H48V224H51V222H50V223L47 222ZM57 223H58V222H57ZM71 223H72V222H71ZM73 223H74V222H73ZM73 223L70 224V225L73 226ZM177 223H178V222H177ZM259 223H261V222H259ZM259 223H258V224H259ZM37 224H38V223H35V225H37ZM61 224H63V223H61ZM61 224H60V225H61ZM79 224H80V223H79ZM261 224H262V223H261ZM261 224H259V226H260ZM10 225H12V227H11ZM21 225H19V226H21ZM35 225H34V226H35ZM70 225H69V226H70ZM75 225H76V224H74V227H75ZM180 225H181V224H179V228H181L184 224H183L181 227H180ZM187 225H189V224H187ZM209 225L211 226V224H209ZM9 226L11 227V229L9 228ZM46 226H48V225H46ZM49 226L51 227V225H49ZM217 226H218V225H217ZM217 226H216V227H217ZM50 227H49V228H50ZM61 227H62V225H61ZM63 227H64V225H63ZM76 227H78V225H77ZM76 227H75V228H76ZM165 227H168V226L165 225ZM170 227H171V226H170ZM186 227H187V226H184L182 229H184V228H186ZM189 227H190V226H189ZM207 227H208V226H207ZM212 227H213V226H211L210 228L208 227V229H207V228H206V229L203 228V230L201 229L202 231L199 230L200 233H201V232H204V235L200 234L199 232L195 233V235L199 233L201 237H202V236H205V235L207 236V234L209 235V229H211V230L213 229L215 232H218L217 230L220 229V228L218 227V228L215 230L216 227H213V228H212ZM242 227H243V229H242ZM35 228H36V227H35ZM51 228L53 229V227H51ZM54 228H55V227H54ZM72 228H73V227H72ZM187 228H188V227H187ZM6 229H7V230H6ZM64 229H67V228L65 227V228H62L61 230L63 231ZM76 229H77V228H76ZM13 230H11L10 233H12ZM29 230H30V229H28L27 231H29ZM71 230H72V231H71L70 234H72L73 231H77V230H75L74 228L71 229ZM78 230H79V228H78ZM191 230H192V229H191ZM193 230H194V228H193ZM204 230H205V231L207 230L208 232H207V231L205 232ZM211 230H210V234H214V231L212 230V231H213V233H212ZM20 231H16V232H15L16 234H15V233H12V234H15L16 236L14 237L13 235H11V236L14 237V238L11 237V239H10V233H8V234H9V235H8L9 237L6 236V234H5V235L2 234V235L0 236V238H1L0 241H1V240L4 241L5 239H8V240H9V243H10L11 245H12V243H16V246H19V245H20V247L22 246L21 249L17 250V251H18V253H17V251L15 250V248H16V249H18V248H17V247L15 246V244H14L15 248H12V249H11V250L13 251V252H12V251L7 247V246H9L10 244L5 240V242H4V243H6L5 245H7V243H8L9 245L4 246L3 249H5V248L7 247L6 249H9V250L12 252V253H11V254H12V256H11V257H12V260L16 259L18 256H21V257L24 256V258H26V257L29 255L27 251H29V252L32 251V250H31V251H30V250H27V247L29 246V248H30V246H31V245H30V242H29V239H30V238L28 237V240L25 239V238H27L26 236H27L29 233L27 232V233H28V234H27V233H25V231H24V232H20ZM30 231H31V230H30ZM42 231H43V230H42ZM46 231H47V230H45V233H46ZM51 231H52V230H51ZM62 231L58 232L57 236H59V233H61ZM195 231H196V230H195ZM195 231H194V232H195ZM1 232H2V231H1ZM56 232H57V231H56ZM77 232L79 233V235H83V233H81V231H80V232L77 231ZM77 232H74V233L72 234V236H73L74 234H77V235H78ZM3 233H6V232L3 231ZM31 233H32V232H30V235H28V236L33 237V236L31 235ZM50 233H51V232H47V234H49V235H50ZM52 233H53V232H52ZM52 233H51V234H52ZM26 234H27V235H26ZM39 234H40V233H39ZM47 234H46V235H47ZM54 234H55V233H54ZM70 234H69V235H70ZM85 234H86V233H85ZM149 234H150V233H149ZM182 234L185 235L186 232H185V233H182ZM199 234H198V235H199ZM261 234L264 235V233H260V235H261ZM3 235L7 237V238L4 237V238H5L4 240H3ZM17 235H18V236H17ZM40 235H41V234H40ZM43 235H44V234H43ZM49 235L46 236V238H48L47 240H46L45 237H44V238L41 237V240L43 239L41 242H40V240L37 241V240H38L37 237H36L37 235H36V236L34 235V237H36V238H35L36 241H37V242H40L39 244H37V247H38L39 249H40V248H41V249H40V251H37V252H39V253L35 255L36 257L33 255L34 258H35L36 260H34V258L31 257V256H32L31 254H33V253H32V252L30 253L31 256H29V258H30V257H31V258H30V259H27V260H31L30 263L33 264V262H37V264H56V263L59 264L58 262L62 261L63 263H60V264H64V263L66 264V262H64L65 260H61L62 258H61V259L59 258L60 261H58V260H56L57 258L51 257V256L48 254V253H50V252H52V254H53L54 250H55L54 254L56 253V251H57V253H58V251H62V250H63L62 248L65 246V245H64V246L61 245V247H60V245L58 244L59 246L56 247L55 244H54V245L51 244V245L54 246L56 249H55L54 247H50V246H51V245H49L50 242H51L50 239L53 238V237H52V238H50V237L53 236V235H51V236H49ZM55 235H56V234H55ZM55 235H54V236H55ZM69 235H68V236H69ZM146 235H148V233H146ZM157 235H158V234H157ZM160 235H161V234H160ZM162 235H163V234H162ZM187 235H188V234H187ZM195 235H194V236H195ZM41 236H42V235H41ZM83 236H84V235H83ZM180 236H181V235H180ZM189 236H190V237H187V236H186V240H188L187 238H191V237H192L191 235H189ZM206 236H205V238H206ZM16 237H17V238H16ZM66 237H67V236H66ZM69 237H71V236H69ZM74 237H75V235H74ZM144 237H145V236H144ZM144 237H143V238H144ZM152 237H153V236H152ZM196 237H197V236H196ZM196 237H194V239H195ZM261 237H262V236H261ZM38 238H39V237H38ZM141 238H142V237H141ZM141 238H140V239H141ZM145 238H146V237H145ZM153 238H155V237H153ZM157 238H159V237H157ZM157 238L154 239V241H152L151 238H150V239H151V240H150L149 237H148V239H147V238H146V239H147L148 241L150 240V241H152V242H155V241L158 242ZM197 238H198V237H197ZM255 238H256V239H255ZM14 239L17 240V241H16V242L11 241V240H14ZM22 239H25V240L22 242V241H21ZM35 239H34V240H35ZM53 239H55V242H56L57 238H53ZM53 239H52V240H53ZM69 239H70V238H69ZM160 239H161V238H160ZM160 239H159V240H160ZM19 240H20L21 242H20ZM61 240H68V239H65V238H64V239H61ZM147 240H146V241H147ZM173 240H174V239H173ZM182 240H183V239H182ZM206 240L208 241V239H206ZM18 241H19V242H18ZM25 241H26V242H25ZM32 241H33V240H32ZM48 241H49V244H48ZM238 241H239V240H238ZM11 242H12V243H11ZM17 242H18V243H17ZM68 242H69V241H68ZM143 242H144V240H143ZM159 242H160V241H159ZM188 242H189V240H188ZM191 242H192V241H191ZM261 242H263V241H261ZM0 243H1V242H0ZM2 243H3V242H2ZM2 243H1V245H2ZM4 243H3V245H4ZM20 243H21V244H20ZM53 243H54V242H53ZM57 243H58V242H57ZM66 243H67V242H66ZM140 243H141V241H140ZM165 243H166V242H165ZM167 243H168V241H167ZM169 243H170V242H169ZM189 243H190V242H189ZM209 243H210V242H209ZM239 243H240V242H239ZM259 243H260V242H259ZM162 244H163V243H162ZM176 244H177V243H176ZM181 244H182V243H181ZM181 244L177 245L176 248H177L178 246L180 247ZM1 245H0V246H1ZM11 245L9 246L10 248L12 247ZM32 245H33V242H32ZM78 245H79V244H78ZM124 245H126V244H124ZM129 245H130V244H129ZM141 245H143V244L141 243ZM213 245H214V244H213ZM14 246H13V247H14ZM173 246H174V245H173ZM214 246H215V245H214ZM220 246H221V245H220ZM58 247H60L61 249L58 248ZM128 247H129V246H128ZM141 247H142V246H140V248H141ZM144 247H145V246H143V248H141V249H137V250L139 251V252H137V254L140 255V256H139L140 258H143V259H145V260L148 259V261H149L150 264H151V263H152V262H151V257H148V256H147V255H149V256H151V255H150V253L148 252V250L145 249ZM179 247H178V248H179ZM218 247H219V246H218ZM221 247H222V246H221ZM29 248H28V249H29ZM48 248H50V249L48 250ZM0 249H1V250H0V253H2V246H1ZM6 249L3 250V254H4L5 251H6L8 254H10V252H8V250H6ZM13 249H14V250H13ZM110 249H111V247H110ZM50 250H53V251H50ZM65 250H68V249L65 248ZM113 250H114V249H113ZM122 250H123V249H122ZM132 250H134V251L136 252V249H132ZM143 250H144V251H143ZM210 250H213V248H208V246H206V245H201V246L198 245V246H194V247H193V246H190V247H188L187 249H185V250L182 251V252H179V253L174 252V253H171V254L168 255V256H165L164 258H162V263H163V264H203V263H204V262H203V261H204L203 258L206 257V256L204 257V255H205L206 253H208ZM68 251H69V250H68ZM86 251H87V250H86ZM86 251H85V252H84V251H81V252L79 251L80 253L76 252V254H75V250H74V255H73L74 258H73V260H72L73 264H86V263H87V264H91L90 262H93L92 260H94V259H92V256H91V255H90L91 258H89V259H90V262H89V259L86 258V259L88 260V261H85L86 263L81 262V261H83V258H84V257H77V255H79V254L85 256V255H86ZM116 251H117V250H116ZM116 251H115V252H116ZM142 251H143V252H142ZM146 251H147V252H146ZM14 252L16 253V254H15L16 256H14V254H13ZM69 252L71 253V251H69ZM144 252H145L146 254H142V253H144ZM22 253H25V254H22ZM63 253H64V251H63ZM70 253H69V254H70ZM87 253L89 254V252H87ZM123 253H124V252H123ZM148 253H149V254H148ZM159 253H160V252H159ZM5 254H6V253H5ZM8 254H7V255H8ZM11 254H10V255H11ZM50 254H51V253H50ZM66 254H67V253H66ZM84 254H85V255H84ZM124 254H125V253H124ZM124 254H123V255H119V254L116 255V258L118 259V260H117L118 264H119V263H120V264H134V261L132 260V258L126 257V256H124ZM141 254H142V256H141ZM160 254H161V253H160ZM1 255H2V254H1ZM17 255H18V256H17ZM22 255H23V256H22ZM55 255H56V254H55ZM128 255H129V254H128ZM8 256H9V255H8ZM8 256H7V257H8ZM57 256L60 257V253L57 254ZM68 256H69V255H68ZM87 256H89V255H87ZM87 256H85V257H87ZM131 256H133V255H131V253H130V257H131ZM143 256H146V257H143ZM154 256H155V255H154ZM2 257H3V256H2ZM11 257L9 256V258H10L9 261H11V262L7 261L8 259L5 260V261H6L7 263H11V264H14L15 262H17L16 264H19V261H20L19 259H20L21 257H19V258L17 259V261L15 260V262H12ZM93 258H94V257H93ZM99 258H100V257H99ZM140 258H139V260H140ZM146 258H147V259H146ZM0 259H1V257H0ZM80 259H82V260L79 261ZM104 259H105V258H104ZM143 259H141V261H142L141 264H144V263L146 262V261H144ZM154 259H156V258L154 257ZM205 259H207V258H205ZM21 260H23V258H21ZM27 260L25 261V259H24L23 261H24L26 264H30L29 261H27ZM100 260H102V259H100ZM5 261H3V262H5ZM57 261H58V262H57ZM94 261H95V260H94ZM143 261H144V263H143ZM102 262L104 263L103 260H102ZM137 262H138V261H137ZM137 262H136V263H137ZM139 262H140V261H139ZM149 262H148V264H149ZM207 262H208V261H207ZM216 262H217V261H216ZM0 263H2V262H0ZM21 263L23 264V262H20V264H21ZM25 263H24V264H25ZM95 263H96V261H95ZM95 263H94V264H95ZM136 263H135V264H136ZM208 263H209V262H208ZM4 264H6V263H4ZM92 264H93V263H92ZM146 264H147V262H146ZM152 264H153V263H152ZM261 264H262V263H261Z\"/></svg>","mask_w":264,"mask_h":264}]
</instances>
